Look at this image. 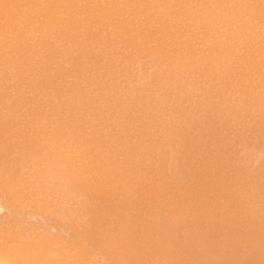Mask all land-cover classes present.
Here are the masks:
<instances>
[{
	"label": "rangeland",
	"instance_id": "rangeland-1",
	"mask_svg": "<svg viewBox=\"0 0 264 264\" xmlns=\"http://www.w3.org/2000/svg\"><path fill=\"white\" fill-rule=\"evenodd\" d=\"M66 45H68V46H66ZM258 64H260V65H258ZM231 68H233V70ZM231 70H232V73H230ZM217 71H219V72H217ZM158 72H159V74H158ZM163 72H164V74H162ZM155 74L159 75V77H156ZM151 76H153V77H151ZM229 76H230V79H229ZM235 76H236V78H235ZM227 78L229 80L228 82H227ZM232 78H234V80ZM224 79H226L225 82H224ZM163 80H164V82L162 83ZM185 81H186V83H185ZM193 81L194 82L196 81V82L193 83ZM231 81H232V85H231ZM221 83L222 84L227 83L226 85L224 84L225 85L224 89H228L230 86H232V88H229V91L233 94V97L230 96L229 103L227 104L226 108L233 107L235 104H238L240 101H244V103H246L248 101L247 103H251V101L253 100L256 103L255 105H258L259 103L264 102V0H0V141L4 142L5 141L4 138H6V136H7L9 141L15 143V144L13 143L12 145H9V144H6V143H8L6 141H5L6 143H4V144H3V142H0L1 143L0 151L5 150L8 153L7 158L9 157L10 159H12V160H8L9 165H6V166H8V167H6L7 173H8L7 174V183L10 182V180H12L9 184L10 185L9 188L10 189L14 188V186L16 184V186H17L16 189H18L20 191V192H18L16 199H12L14 203L8 209L9 210L8 212H11V213L6 218L9 220L6 221V219H0V226L2 224L4 225V226H2V231H5L4 235L6 236V239L7 238L9 239L6 242L11 243V244H18L17 247H21L20 249H23L22 253L18 254L21 257H24V258L29 257V258H31V260H33V259L41 260L42 259L43 263H46V264L48 262H49L48 264H62V263L66 264L64 261L66 258V256H65L66 252L67 251L69 252L70 248H72V250H73V244L75 242L79 241L81 238L78 235H76V233H74V231L70 232L68 225H66L67 227H65V225L62 223L65 221V219H66L65 217L68 215L67 213L69 211H72V213H75V215L79 214V212L81 211L82 217H83V215L85 217L84 213L87 212L88 206L91 203L97 201L96 196H95V198H93V196L96 195L97 193H99V196L104 197V195H105V194H103L104 187H103V190H101V188L98 189L99 186L97 187V189L94 188V185L91 186L90 189H92V192H95V194H93L90 190H87V188L85 189L86 190L85 191L83 189V186H82L83 184L85 185V183L82 182V185H79L77 183V177L75 174L79 171V169L75 170L76 172L73 171L74 169L72 171H68V172H73V174L75 175L74 177H71L72 175L71 176L68 175V176H70V178H68V179H64L65 176L67 175L66 174L67 170H64L65 172L62 173V176H64V174H66V175L64 177H62L60 175V179L58 180L57 177H54L55 175L53 173H55V171L53 170V165L48 160L49 158L41 156L39 159L40 155L37 154V153H39V151L36 150L37 148L32 149V146L25 148L24 147L25 145H21L20 142L25 140L26 138H28L30 136L29 135L30 134V131H29L30 127H31V133L37 132L39 134H42L43 132L50 133L51 131L52 132L55 131V132H59V133L63 132L64 131L63 127L65 126V124H64L65 121H63V125H64L63 127H62V122H60V121H62L61 117H63V116L58 117V118L55 117L56 118L55 122L53 120H54L55 115L59 116L58 113L60 115H63L62 113L64 111L66 112V114H65V117H63V118H65L66 122L68 121L66 123L67 124L66 127L68 129H70L71 132H72V130H75L77 133L79 131V133L81 132V134L86 135V132L84 133V131H87V130L89 131V129H87V128H89V124H87V123L93 124L94 122H96V121H94L96 116H97L96 112H98L101 109H99L98 111H95L96 107H94L95 110L94 109H92V110L95 111V115L93 116L94 113H92V114L90 113V115H92V116L90 118L88 117L89 119L86 118L87 122H85V120H83L85 117H87V116H85L87 114L83 113V115L80 116V114H78V113L80 110H82V109L84 110V107L87 106L89 103H95V104L99 103L98 104L99 107L103 106L105 109H107V108L110 109L109 110L110 112L107 110L109 113L106 111L109 116H110V113H111V115L114 114V115H118V116L121 115V117L123 116L124 117V118L122 117L124 119L123 122L125 123L126 126H128V127L130 126V128L132 130H133L132 127H139V134L140 135L142 134V132L145 129L147 130V132L149 129V132H151L150 135L152 134L150 139H149L150 135H147L146 138H142L146 134H149L147 132L145 134V131L143 132L144 134L139 136V138L141 140L146 139L145 141L147 142V144H150L153 146V148H150L149 151L145 150L144 152L140 148V151L144 154L145 157L147 154L146 159H145V157H144V159L142 157H140L141 152L139 154H137L138 156L136 157V152L139 149V148L136 149V152L134 153L133 151H135L136 147L134 148V150L132 149L133 151L131 150V152L135 154V156L133 155L135 158H132V156L128 155L131 157L130 160L133 162V163H131V161H130L131 166L134 167V164H135V166L138 167L137 165L140 164L139 166L142 167L141 169H143V165H144V167L146 168L145 171L148 173H144V171L139 169V167H138V169L136 167H134V168L130 167V170L136 168L139 171L141 170L144 173V175L147 174V176H148L149 171L152 170L151 166H153L150 164V162L152 164H155V162L153 163L151 160L156 159V164L154 167L157 168L159 161H161L160 165L163 167L166 165L168 158L169 159L175 158L173 155H170L171 152L165 151V148L169 144V142H171V143L168 146L171 145V148L180 147L181 145H183L184 142L187 143V144H184V146L186 148L184 150H181V151H183L184 153H189V154H190V152L187 150H189V149L191 150V147L193 146V144L198 143L197 146L195 147V149L193 147L194 150L193 149H192L193 151L191 150V152H193V153H194V151L195 152L197 151L196 152L197 154L195 156L192 153V155L194 156L195 159L194 158L189 159V160H192V162H195V164H193L192 162L191 163L193 165V168L196 169V170L195 169L194 170L197 172L198 177H196V179L194 181H192L193 177H191L190 178L192 181L191 183L189 182L190 181L189 178H188L189 180H187L185 178V177H187L186 173H190V172H188L190 170V168H189L190 165H187L188 167L185 169H188V170H183V172L185 173L186 176H184V180L182 181V185L180 184V182H179V184L181 186L176 185V187H178V189L180 190L182 187L186 188L189 185L188 183H190V185L188 187H191V188H187L186 190H185V188H184V190L181 189V193L185 192V195H187V199L189 198L187 200V202H185L187 204H184L185 207L188 206L189 211H186L187 208L186 209L184 208V210H185L184 213L186 214L188 212L186 216L190 217L191 220L194 219L195 222L192 220V222L190 223L191 220L188 221V220H186V218H184L186 220V225H188L187 222H189L191 225L193 222H194V225L196 222H197L196 224H198L200 222L199 228L202 227V224L204 226L207 225L208 227H211V225L214 224L215 227H217V225H218V227H217L218 229H222L223 228L222 226H224V225H221V224H223V222H225L226 225L229 227V229L227 228V226H225L227 229L226 228H223V229L227 230L226 231L227 234H229L228 230L231 231L229 234V237L233 236V234H235V236H233V237H236V234L238 233L237 237H239V238L237 240L235 239L236 242L234 240L231 243L219 244L218 245L219 248L216 247V250L218 251V253L220 251V253L218 255H221V256H218V258L219 257H221V258L219 260V263H217V264H225V262H227L225 260H228V262H229V263L227 262L226 264H238L239 260L240 261L243 260L241 263L245 262L244 264H248L247 262H249L250 259L251 260H250L249 264L251 262L253 264H255L256 262L258 264H261V263L264 264V260H263L264 259V240H263L264 239V234H263L264 233V230H263L264 223L262 224V222H264V221H261V218L264 215V213H263L264 212V204L260 203L261 202L260 196L262 197V194H264V181H263V179H264V163H263L264 162V152H260V149H262L263 146H262V144L257 143L255 139L254 140L251 139V141H249L250 139H247L248 137H246V136H251V132H249V131L247 132V129H244L245 127H247L245 124L249 120L245 115L238 114V113H237V115H236V113H229L228 118L225 117V121H229V122L231 121L232 125L230 124V128L232 126L233 127L231 128V130L228 128H227L228 130H226V128H225V132H224V127H223L221 129V131L219 132L220 134L218 133L216 135L217 137L215 136L216 138L214 137L212 139L210 137V135L205 134V132H206L205 128L206 127H204V122H198V120L200 118L199 117L200 114L197 111V109L193 108V105H194L193 102H195V100H196L195 98H201L199 96L197 97L200 90H205V91L209 90L210 92L219 91L220 89L223 88V85ZM226 87H228V88H226ZM235 87H236V89H235ZM55 88H56V90H55ZM76 88H80V90L85 89V91H86V89H88L87 91L92 92L93 95L91 98H86V96L88 94H90V92H88L87 95L84 94L83 99L77 98V97H75V96H77L76 93H78L76 91ZM186 88L189 89L191 91V93L187 94L186 97H182L181 93L179 95V92H182V91L186 92ZM234 89H235V91H234ZM73 90L76 91V93L75 92L73 93ZM77 90H79V89H77ZM98 91H100L99 93L101 95H99ZM169 91L173 95L170 94ZM153 92L155 93V95L153 94ZM83 93H86V92H84V90H83ZM72 94H74V95H72ZM210 95H213V93H210ZM63 98H64L65 102L63 101ZM75 98H76V101L74 100ZM137 98L139 99V102H138ZM167 98L170 100L168 101ZM212 98H214V97H212ZM231 98H232V100H231ZM69 99L73 100L75 103L77 102L76 106H75V103H73V101H72V103L67 104V100H69ZM132 99H134V102H131ZM136 100H137V102H136ZM151 100L153 102V107L151 105L152 104ZM155 100H156V102H154ZM158 100L159 101L161 100L160 101L161 106L159 105ZM11 101L13 103L16 102V104L18 102L19 103L18 108L20 106H24L25 110L22 109V111H26V113L25 114L22 113V111L20 109L23 107H20V109H18V110L16 108V111H18V114H19V110H20V114L21 113L22 114L19 115L20 117L14 116L15 110L13 109V107H15V106L12 105L13 103ZM102 101H103V104L101 103ZM129 102H130V104H128ZM135 102H136V104H135ZM140 102H142V106H140V104H141ZM157 102H158V104H157ZM8 103H11V104H8ZM121 103H123V104H121ZM125 103L128 106L124 105ZM137 103H139V104H137ZM146 103H149V104H146ZM131 104H134V105H131ZM156 104H157V106H156ZM162 104H164V105H162ZM27 105L28 106H34V108L32 109L33 110L32 113L29 110L31 114H29L28 113L29 111H27V108H28ZM94 105L92 104V107ZM129 105L133 106V108H130L131 106H129ZM149 105H151V106H149ZM248 105H251V104H248ZM248 105H246V106L249 108ZM10 106L12 107L11 109L8 108ZM89 106H90V104H89ZM95 106H97V105H95ZM122 106L125 107V109L128 111L123 109ZM16 107H17V105H16ZM36 108H38V109L41 108L43 110V111L41 110L43 112V114L38 109L36 110ZM165 108H166V110H165ZM179 108H181V110L185 109V108L189 109L188 110V116H186V115L180 116V113L177 112V111H180ZM254 109L255 110L257 109L258 111L260 110L259 115H257V119H258L257 123L258 124H260V123L264 124V122L262 120L263 119L262 117H264V106H263V108H260V109L259 108H254ZM44 112H45V114H44ZM106 112L104 111V114H103V112L101 113L103 116H101L99 114V118H98L97 122L103 121L102 118L105 117ZM143 112H145V113H143ZM146 112L147 113L149 112L150 114L146 115L147 114ZM158 112H160V113H158ZM152 113L154 115H152ZM40 114H42V115H40ZM141 114H143V115H141ZM160 114H163V115H160ZM171 114H173V115H171ZM193 114H194V116L196 115L195 118H193L194 117V116H192ZM214 114L215 113H213V111H211L209 114H207V117L212 116V118H213ZM231 114H233V115L231 116ZM229 115L231 118H229ZM83 116H85V117H83ZM130 116H131V118H129ZM145 116H147V119ZM158 116H159V118H158ZM161 116L162 117L164 116L165 118L163 117V119H162ZM166 116H168V117H166ZM13 117H15V118H13ZM66 117H67V119H66ZM142 117H144V120H145L144 122H146V120L148 121V119H149V121L154 120L156 118H158V119H156L154 121H150V124L152 122L151 126L148 122H146L149 125V127L146 126V128H145L144 125H147V124H145L143 122V120L141 119ZM177 117H179V118H177ZM236 117L238 120L237 122H235ZM52 118H53V120H51ZM114 118H115V116H114ZM118 118H119L118 120H122L120 117H118ZM254 118L257 121L256 117H254ZM5 119H6V121H5ZM16 119H17V121H16ZM59 119H61V120L59 121ZM109 119L111 120L113 118L109 117ZM109 119L107 121H110ZM170 119L172 122H170ZM209 119H211V118H209ZM218 119L219 118H217V119L213 118L212 120L213 121L216 120V122H217ZM186 120H188V121H186ZM233 120H234V122H233ZM104 121H106V120L104 119ZM219 121H221V120H219ZM241 121H243V122L240 123ZM17 122H19V123H17ZM58 122L61 123L60 126L62 128H59V129L57 128L58 126H56V125L59 124ZM113 122L114 121L112 120V123ZM116 122H118V121H116ZM123 122H121V123H123ZM23 123H24V125H28L29 128L27 126H24ZM121 123L118 122V126L124 125ZM172 123H174L176 126L172 125ZM233 123H234V125H233ZM243 123H244L245 127H244V125H242ZM18 124H19V126H18ZM154 124H156V127H158V128L161 127V129L157 128L158 134L156 133V130H155L156 127L153 126ZM183 124H185V125H183ZM100 125H102V124L100 123ZM106 125L107 124H105V126ZM110 125H112V124H110ZM49 126H51V127H49ZM52 126H54V129L57 128L58 130L57 129L54 130ZM96 126H98V125H96ZM96 126L94 128H96ZM103 126H104V123H103ZM118 126H117V129H118ZM142 126H144V127H142ZM25 127H27L28 129H24ZM99 127L96 129H98V130L100 128L102 129V127H100V128ZM125 127L123 126L121 128H125ZM242 127H243V129L240 130V128H242ZM10 128L12 130H10ZM32 128H33V130H32ZM164 128L166 130H168L169 132L167 133V131ZM236 128H237V130H235ZM96 129H94V131L93 130L92 131L95 133ZM108 129H110V128L103 130V132H100V133L98 132L99 134L98 133L94 134V136L92 135V137H94V138L96 137V135H99L98 138H100V136L102 137L101 139H97L96 143H94V144L96 145V144H98L99 141L100 142L103 141V143L105 142L104 144L107 146L105 148L103 145V147L106 150L109 148V152L111 151V148H112L113 149L112 152L115 153V151H117L120 146H116L117 147L116 148V147L112 146V144L115 142L108 143L109 140H108V142L106 141L107 139H109L108 137L111 136L110 133L114 130V128L113 129L111 128L112 131L108 132ZM125 129H122V131H123L122 133L118 132L117 136L114 135L115 138H117V141H120L121 139H124L123 141H126L125 139L127 138V136H129V138H130L128 131H131V130H129L127 128L128 130L126 129V131H127L126 132ZM140 129H144V130L140 131ZM233 129H234V131H233ZM262 129H264V127ZM28 131H29V133H27ZM88 131H87V133H88ZM99 131H101V130H99ZM116 131H118V130H116ZM124 131L126 132V134H124L125 133ZM90 132L91 131H89V133ZM106 132L109 133L110 135H108ZM152 132H154V136L156 135V137L159 139L158 140L155 138L158 142L155 139H153L154 136H153ZM103 133H106L107 136L104 135ZM239 133H241V134H239ZM123 134H124V136L126 135V138L125 137L122 138L121 135H123ZM169 134H170V136H169ZM193 134H194V136H193ZM27 135H28V137H27ZM89 135H91V133ZM205 135L208 138V140L204 141V143H200ZM222 135H223V137H221ZM236 135H237V137H236ZM59 136L61 137V134ZM62 136L63 137L60 138L61 143H62L63 138H65L64 134ZM186 136L187 137L190 136V138L189 137L187 138ZM80 137H81V135L79 136V138ZM82 137H84V136H82ZM82 137L80 140L78 139L80 142H82L83 139H86L87 136L85 138H82ZM92 137H90V138L93 139ZM176 137H179L180 140L176 139ZM191 137H195V138L194 139L192 138V140H191ZM209 137L211 140L209 139ZM49 138L50 137H47V138H44L41 140H46L49 142V141H51V139H49ZM119 138H121V139L119 140ZM183 138L184 139L186 138V140L183 141L184 140ZM87 139H88V137H87ZM111 139H113L112 136H111ZM151 139H153V140L149 141ZM188 139H190V141H188ZM19 140H21V141H19ZM88 140H90V139H88ZM128 140H130V139H128ZM193 140H195V142ZM54 141H55V143L58 142V140L56 142V140L53 139L52 142L54 143ZM85 141L87 142V140H84L83 142H85ZM187 141L190 143H188ZM191 141L194 142L192 144V146H191V143H192ZM220 141L222 143L225 142L226 144H228V141H229L231 143V146L233 145L234 147L230 146L229 149H227L228 151L223 150L222 143H217ZM243 141H245V142H243ZM247 141H248V143H247ZM122 142H121V144H122ZM180 142H183V143L181 144ZM68 143L66 142L65 146ZM103 143H99V144H103ZM142 143H144V141ZM92 144H93V140L91 143V147L89 148L90 145L88 146V148H89L88 151L90 149L91 150L93 149V151L90 150L89 152L87 151V153L91 154V153L96 152V155H97V151L99 150L100 146H98V148H94V147H92ZM121 144H119V145H121ZM123 144H122V146H124L127 143H125L124 145ZM204 144H205V146H204ZM68 145H70V143ZM115 145H117V144L115 143ZM186 145H190V146H186ZM212 145H213V147H212ZM82 146H84V145H82ZM85 147H86V145H85ZM207 147H208V149H207ZM219 147H220V149H219ZM101 148H102V145H101ZM104 148H102V149H104ZM197 148H198V150H197ZM216 148L219 150H217ZM234 148H236V149H234ZM122 149L124 150V148H122ZM155 149H158L159 151L158 150L156 151ZM119 150H121V149L119 148ZM235 150H236V152H235ZM241 150L243 151V153ZM46 151L49 152V149ZM185 151H187V152H185ZM203 151L206 152L207 154L206 153L204 154ZM211 151H212L214 156L215 155H217V156H215L216 157L215 158L212 155L211 158L212 159L215 158L214 164L208 165L207 161L205 159L207 157H205V156H208V159H209L210 155L212 154ZM237 151L239 153L241 152L240 153L241 155ZM10 152H11V154H10ZM131 152H130V154L132 155ZM153 152H155V153L156 152H162L163 154L162 153H156V155L154 157L153 156L150 157L151 153L153 155L155 154ZM200 152L201 153L203 152L202 155H200L201 161L205 160V162L202 161V163H201L200 160L198 159L200 157L198 155L201 154ZM228 152L230 155L228 154ZM104 153H107L108 155L110 154L108 152H104ZM114 153L113 154L111 153V154L114 155ZM117 153L119 154V151H117ZM246 153L249 154L250 158H248L249 156H248V154L246 155ZM262 153H263V155H262ZM49 154H50V152H49ZM55 154H61V153L55 152ZM111 154H110V156H111ZM118 154L115 155L114 158H116V156L119 157L120 154L119 155ZM160 154H162V155H160ZM12 155L13 156H19V158L18 157L14 158ZM35 155H37V156H35ZM245 155H246V157H245ZM85 156H86V158H88L91 156L93 157L95 155L92 154L91 156H88V157H87V155H85ZM121 156H123V155H120V158H121ZM171 156H172V158H171ZM228 156H230V157H228ZM235 156H236V158H235ZM111 157H110V159H111ZM155 157H159V158H155ZM160 157L162 158V160H164L163 157H165L166 161L165 160H164L165 162L162 161L160 159ZM222 157H224V159ZM13 158L15 159V162H14ZM42 158H43V160H42ZM106 158H104L106 161L102 160V161H104V164H105L104 168L102 167L103 172L101 170H96L97 169L96 167L98 164H96V167L94 166V168H91V165H90L89 168H91L94 171V173L92 170L90 171L93 173V175H92L93 177H94V175L96 176V174H99V172H100V174H101V172L102 173L105 172L104 173L105 176H102V177L108 178V180L106 179V182H107L106 185L109 184L108 189L113 184L120 182V181H122L123 184L121 182H120V184L123 186H124V184L128 185L129 181H131V182L134 181L132 183L133 184L132 187L134 188V186L137 187V185H139L141 178H144L143 174H142V176H141V174H139L141 171L140 172L135 171V172H138L139 175L136 173L137 176H135L134 178L132 177V175H130V177H131V179H130L129 173L131 171L129 172V169H127L126 168L127 166H126L125 168H122V169H125V170L127 169L126 171H128L129 173L128 174L125 173L126 175L120 174V175H124V176H122L124 179H121L120 177H119V179H121V180L117 179L116 177H118L119 175L114 176V174H117L118 172L116 171L117 173H113L116 170V168H115L116 164L113 163V162H115L114 159H112L113 162L111 163L110 159H106ZM120 158H118V160ZM176 158H177V155H176ZM191 158H192V156H191ZM34 159L35 160L37 159V160L35 161ZM46 159L48 160V165L49 164L50 165L49 166L46 165V166L41 167L38 164L39 163L38 161L41 162V160H42V162H45V161H47ZM94 159H96V158L93 157L91 162L96 161ZM121 159L125 160L124 157ZM158 159H160V160L158 161ZM196 159L198 162L196 161ZM232 159H234V160H232ZM29 160H30V164L28 165V167H29L28 168L27 163H29ZM86 160H89V159H86ZM123 160H121V161H123ZM128 160H129V158H128ZM193 160H195V161H193ZM235 160L238 161V163H236ZM241 160H243V161H241ZM24 161L27 163L25 164ZM121 161H119V163H121ZM137 161H138V163L139 162L140 163L137 164ZM153 161H155V160H153ZM33 162L36 164H34ZM117 162L118 161H116V163ZM142 162H144V163H142ZM174 162L175 161L171 162V160H170L169 164L172 166V164ZM251 162H252V165H251ZM86 163L88 164V162H86ZM196 163H198V164H196ZM204 163H206V164H204ZM215 163H216V165H215ZM243 163H244V165H242ZM14 164L16 165V167ZM31 164L32 165L34 164L33 165L34 168ZM84 164L85 163H83V165ZM101 164H103V163H101ZM124 164L127 165V162L123 161L122 165H124ZM163 164H165V165H163ZM202 164H204V165L202 166ZM92 165H93V163H92ZM99 165H98V169L100 168ZM170 165H169V167H170ZM195 165H197V167H195ZM198 165H200V166H198ZM214 165H215V167H214ZM18 166L20 168H18ZM35 166H37V167H35ZM50 166H51V168H50ZM110 166H111V168H110ZM129 166L130 165H128V167ZM225 166H227V167H225ZM12 167L14 168V170H12L13 169ZM46 167H49V168H46ZM68 167H70V166H68ZM73 167L75 168L76 166L72 165V167H70V169ZM117 167L121 173V167L119 168V165ZM162 167H158L157 169L161 168L163 170L164 167L163 168ZM27 168H28V171L30 173L26 170ZM36 168L37 169L39 168V169L37 170ZM89 168H87V169H89ZM149 168L151 170H149ZM156 168H155V170H156ZM214 168L216 169V171H214L215 170ZM232 168H234V169L232 170ZM237 168H239L240 170ZM24 169H25V171H24ZM83 169H85V168H83ZM165 169L168 171V169L166 167H165ZM235 169H236V171L237 170L238 171L236 172ZM44 170L45 171L47 170V172L44 173L45 172ZM86 170H84V171L86 172ZM108 170H109V172H108ZM166 170L165 171L163 170V171L166 173L167 172ZM19 171H20V173H19ZM153 171H154V168L151 171L153 175L151 174L150 176H154L153 178L159 177V179H162L160 174H158L159 176L158 175L156 176V174ZM158 171L162 172L161 170H156V172H158ZM206 171H207V173H206ZM240 171H242V172H240ZM39 172H41V173H39ZM87 172L90 174L89 170ZM124 172L125 171H123V173ZM160 172H158V173H160ZM164 172H163V174L162 173L161 174L164 175ZM171 172L173 173V170ZM199 172H202V173L200 174ZM11 173H12V175H11ZM28 173H29V175H28ZM168 173L165 174L166 175L165 179L167 178V176L170 175ZM232 173H233V175H232ZM24 174H26V175L24 176ZM34 174H35V176H34ZM39 174H40V176H39ZM131 174H133V173H131ZM242 174H243V176H242ZM37 175H38V177H37ZM47 175H49V176H47ZM52 175H53L54 180L52 178ZM82 175L84 177V174H82ZM101 175H103V174H101ZM106 175H108V176H106ZM256 175H258V177ZM27 176H30V177L28 178ZM31 177H32L31 180H26V179H30ZM35 177H36V179L38 178L39 181H38V179L36 181ZM48 177L52 181H50V179ZM99 177L101 178V176H99ZM136 177H138V179ZM162 177L164 178V176H162ZM259 177H260V179H257ZM19 178H20V180H19ZM33 178H34V180H33ZM45 178H47V179H45ZM113 178H116V179H113ZM145 178H147V177H145ZM151 178L152 177H150V179ZM197 178L198 179L200 178L202 180L200 181V179H199V181H198ZM210 178H212L213 180L211 181ZM227 178H229V179H227ZM22 179H23V181H21ZM94 179H95V177H94ZM150 179H148V180H150ZM152 179H151V182L154 183L155 179H153V180ZM156 179H157L156 182L158 181V185L156 184V186H155L153 184L155 186L154 187V197L155 198H154V202L150 203V206L154 205V207H155V202H156L155 200H159V198L162 196V193H164L163 191L166 187V183H168L167 181L165 182V180H163L162 182L165 183V185L164 184L162 185V183L159 182V179L158 178H156ZM218 179H220V180H218ZM224 179H225V181H224ZM235 179L238 180L236 183L242 184V182H243V184L241 185L242 189H238L237 187H235V189H233V187L236 185V183H234ZM104 180H101V181L104 183L105 182ZM113 180H116L117 182L113 181ZM244 180H245V182H244ZM256 180H257V182H256ZM40 181H42V182H40ZM56 181L57 182L59 181V182L57 183ZM145 181L146 180L142 179L141 184H145V185L144 186L139 185L138 188L140 186L148 188L147 184L150 181L146 182L147 184L145 183ZM19 182H20V184H19ZM27 182H28V184H26ZM32 182H34V183H32ZM60 182H61V184H60ZM72 182H74L73 185H72ZM102 182H101V184H102ZM151 182H150L149 186H152ZM183 182L185 185L183 184ZM195 182H196V184H195ZM249 182H250V184H249ZM159 183H161V184H159ZM186 183H187V186H186ZM44 184L50 186V188L48 186L46 187ZM51 184L53 185V187H51L52 186ZM56 184H57V186H56ZM117 184H119V183H117ZM198 184H199V186H198ZM230 184H233V185H231L232 187L229 186ZM244 184H246V185L248 184V185L246 186ZM11 185H13V186L11 187ZM86 185H88V184L86 183ZM97 185H99V184H97ZM126 185H125V187H126ZM161 185H162V187H164V186L165 187L164 188L159 187ZM212 185H213V187H212ZM216 185H218V186H216ZM22 186H23V188H22ZM71 186H73V187L71 188ZM113 186H112V188H113ZM120 186L118 185L116 189H120L122 187V186L121 187ZM194 186L196 187V189ZM44 187H45V189H44ZM118 187H120V188H118ZM158 187H159V189H158ZM192 187H194V189H192ZM208 187H209V189H208ZM224 187H226V188L224 189ZM245 187H246V190L244 189ZM214 188H216V189H214ZM228 188H231L234 190V191L233 190L230 191V192H232L231 195L233 196V199L229 198L230 192H227L228 193L227 194L224 191V190H227ZM51 189H53L54 191H52ZM160 189L161 190L163 189L162 193H161ZM188 189H191V190L187 191ZM201 189H204V191ZM221 189H224V190L221 191ZM127 190H130V188L129 189L127 188ZM127 190L126 189L117 190L118 193L115 191L116 192V193L114 192L115 194H113V192H111V190L109 193L107 192L105 196H107L106 199H107L109 205L107 207H105L103 209V211L105 212L106 210L111 208L112 205L114 206L116 203H118V201L123 200L122 199L123 197L121 199H120V197L123 196L124 194H126L128 192ZM134 190L135 189H133V191L131 190L130 194L135 192ZM144 190H142V192ZM157 190H159V191H157ZM196 190H198V191H196ZM254 190H257V192ZM137 191L141 192V190H137ZM145 191H147V190H145ZM191 191H192V193H191ZM70 192H71V194H69ZM211 192H213V193L217 192V193H215L216 194L215 197H214L213 193L211 195ZM234 192H236V193H234ZM81 193H82V195L80 196ZM104 193H105V190H104ZM173 193L174 192L172 190L171 194H173ZM200 193L202 194V196ZM252 193H253V195H250ZM117 194H119V195L117 196ZM128 194H129V192L127 193V195ZM165 194L162 197H164V196L166 197L167 194L166 195ZM189 194H190V196L188 197ZM241 194H242V196H241ZM247 194L249 195L248 197H247ZM43 195H44V198H43ZM55 195L60 196V197L58 198ZM127 195H125V196H127ZM133 195H134V193H133ZM238 195H239V197H238ZM97 196H98V194H97ZM128 197H131V196H128ZM195 197H196V199H195ZM127 198H125V199L127 200L128 205H125L126 207H124V208L123 207L119 208V210L122 208L121 210H123V212H127V210L130 209V206H131L130 201H132V200H129L130 198H128V199ZM133 198H134V196H133ZM160 199L162 200V198H160ZM166 199H167V197L165 199L163 198L162 201H165ZM197 199H198V204H199V201H200V204L202 203L201 205L199 204L200 206L198 204H197L198 206L196 205ZM45 200H47V201H45ZM70 200L72 202V207H69V205L71 203ZM82 200H83V202H85V204L80 206V207L84 206L83 210H81L82 208L79 209V205H81L79 203ZM185 200H186V198H185ZM193 200L194 201L196 200V201L194 202ZM210 200L212 201V203H210L211 202ZM51 201L53 202V204H51L52 203ZM204 201L206 203L205 205H204ZM244 201L246 203H248L247 206H246V203ZM249 201L251 204H249ZM114 202H116V203H114ZM233 202H234V205H233ZM237 202H238V204H237ZM242 202H244V203H242ZM254 202H257V204L259 203L258 206ZM19 203H21V205ZM24 203H25V205H24ZM50 204L53 205L54 210H57L58 212L60 211L61 213L54 212L53 208H50L51 207ZM157 204L158 203H156V208L158 210L159 209L162 210L163 208L157 207L158 206ZM55 205H57V206H55ZM166 205H168V204H166ZM14 206H17V207L15 208ZM159 206H160V204H159ZM169 206L170 205H168L167 207H169ZM189 206L191 209H189ZM249 206H250V209H249ZM13 207L15 209H17L16 210L17 212L18 211L24 212V214H22V215L23 216L25 215V216L23 217L21 215L22 217H20V218L17 217V212H16V214L14 213L15 209ZM154 207L152 206L151 208L154 209ZM10 208H13V209L11 210ZM246 208H247V210H246ZM33 209H35V210H33ZM68 209H70V210H68ZM111 209H113V208H111ZM114 209H115V207H114ZM165 209H166V207H165ZM165 209H163L162 211L159 210L160 213L161 212L163 213V211ZM192 209H193V211H192ZM51 210L54 213H52ZM167 210L171 211V207H169ZM167 210H166V213H163L162 215L166 214L167 217L169 218L170 212H169V214H167V212H168ZM252 210H254V211H252ZM259 210L261 213H259ZM130 211L132 212V209ZM133 211H135V210H133ZM136 211H137V209H136ZM219 211H220V213H219ZM245 211L246 212L248 211L249 213H246ZM26 212H31L30 214H32V215L37 213L38 214L37 218H36L37 220H32V219L26 220V217H28V215L25 214ZM138 212H139V210H138ZM155 212L156 211H154V213ZM201 212H203V213H201ZM254 212L258 213L259 216L257 215V217H256V215H254L255 214ZM218 213L220 214L221 217L219 216ZM241 213L243 215H245V213H246V215L248 214L249 219H247L248 217H246V216H244L245 218H243V215H240ZM250 213H254V214H250ZM208 214H209V216H208ZM127 215H128V213H127ZM214 215H215V220L213 217H210V216H214ZM234 215H237V216H234ZM80 216H81V214H80ZM195 216H196V218L198 217L197 219H199V222L197 221V219H195ZM205 216L209 217L210 220L208 218L205 219L206 218ZM240 216H242L243 219L238 220V222L236 220L232 219L235 217L240 219L241 218ZM250 216H251V218H250ZM15 217H17V218H15ZM76 218H78V216ZM157 218L158 217L154 218V221H156ZM212 218L214 221L213 220L211 221ZM229 218H231V220H228ZM254 218H255V221H254ZM257 218H258V220H256ZM22 219H24V220H22ZM83 219H82V221H83ZM250 219H253V220L249 221ZM259 219L261 222L259 221ZM59 220L61 221V223ZM163 220H164V217H163ZM232 220L237 222V223H234V226L239 225L238 226L239 228L236 227L237 228L236 229V228H234L233 225H232L233 227L231 226V223L233 224V222H231ZM262 220H264V219H262ZM4 221H5V224H4ZM24 221H27V222L24 223ZM46 221L55 226V230H53V232H51V234H49L50 236H45L43 234V233H46L45 226H44L45 225L44 222H46ZM52 221H53V223H52ZM210 221L212 224L210 223ZM226 221L228 222L229 225L227 224ZM239 221H241V222L243 221L245 224L247 222L252 223V225L251 224L248 225V223H247V225L249 226L248 227V226L244 225V223L242 222L244 225L243 228L245 227V230H246V231L244 230L245 233H244V231H242L244 236L241 232H239V231H241V227H242V224H241V222L239 223ZM256 221H258V222H256ZM175 222H177V221L175 220ZM205 222H207V223H205ZM254 222H255V224H254ZM259 222H260V225H259L260 228L258 226ZM152 223H153V221H152ZM215 223L217 225H215ZM219 223H221L220 226H219ZM154 224H155V222L153 223V225ZM157 224H160V221ZM32 225H34V226L32 227ZM153 225H152V227H153ZM194 225H192V226H194ZM155 226H154V228L158 227V226H156V227ZM192 226L189 225L191 230H190V232L187 231V233L188 232H189V234L191 232H192L191 234L195 233V237H196L197 236L196 228L198 227V225H195V227H193V229L196 230L195 232L191 228ZM214 226H213V229H214L213 231L216 232L218 229L216 228L217 229L216 230ZM247 227L250 229H248ZM199 228H198V230H199ZM185 229H186V227H185ZM210 229L211 228H209V230ZM42 230H43V232H42ZM186 230H189V228L187 227ZM222 230H221V232L218 230L220 232V233L218 232L219 233L218 235L221 236V234H222V236H223L222 238L225 239L226 238L225 236H227V234H226V232H224V230L223 231ZM233 230H235V231H233ZM34 231L36 232V234ZM172 232H174V231H172ZM183 232H185V230ZM183 232H181V233H183ZM234 232H236V233H234ZM175 233H176V231H175ZM178 233H180V232H178ZM224 233H225V236H224ZM25 234H26V236H25ZM41 234H42V236H41ZM68 234H69V236H68ZM74 234H75V236H74ZM172 234H174V233H172ZM180 234H179V236H180ZM215 234L217 235V233H215ZM256 234H257V236H256ZM259 234L261 237L259 236ZM55 236H56V238H55ZM154 236H155V233H154ZM176 236H177V233H176ZM49 237H51V238H49ZM75 237H76V239H75ZM182 237L180 236L178 238V240L175 238V240H177L179 242H180V240H182V243L186 244L185 243L186 241H183V240H185L186 237L189 238L188 234H187V236H185V234H184V236H182ZM248 237L250 238V240ZM24 238L26 240H24ZM52 238H53V240H52ZM188 238H187V240H189ZM12 239H13V241H12ZM51 241H53V242H51ZM172 241H173V239H172ZM71 242H73V243L71 244ZM179 242L177 243L176 241L175 242L169 241L168 246L172 245V243H174L173 246L176 243L179 246V245H181V242L180 243ZM253 242L255 243V245L257 242H258V244L255 246L253 244ZM169 243H171V244H169ZM242 243L246 247H244L242 245ZM259 243H260V245H259ZM25 244H26V246H25ZM36 244L38 246H35ZM47 244H49V245H47ZM252 244L256 248H253ZM155 245H157V242L155 243ZM140 246L141 245H139V247ZM149 246L152 247V245H149ZM168 246L166 245L165 247H168ZM195 246H198L200 248V246L198 244H196L193 246H188L187 249H189V250L193 249V248L195 249ZM211 246L212 245L207 247L208 248L207 250H209V253H212V251H213L212 249L214 248ZM222 246H224V248L226 247L228 250L226 251V248H225V250H223L224 248L222 249ZM258 246L261 249L260 248L258 249L257 248ZM153 247H154V244H153ZM158 247H159V245H158ZM165 247H164V249H165ZM182 247H184V246L182 245ZM228 247L231 248V250ZM232 247H234V250H232ZM251 247L253 248L252 251H250ZM40 248H41V250H40ZM174 248H178V247H174ZM220 248L223 250V252H226L228 255L226 253H222V250H219ZM262 248H263V250H262ZM143 249L144 248H142V250ZM181 249H179V250H181ZM187 249H186V251H187ZM255 249H256V251H255ZM55 250H56V252H55ZM59 250L61 251V253H59L60 252ZM183 250H184V252H186L184 248L181 251H183ZM229 250H230V252H229ZM236 250H238V251L235 252ZM244 250H246V251H244ZM44 251H46V253H44ZM166 251L168 252V250H166ZM172 251H173V248H172ZM172 251H170V252H172ZM174 251H177V250L174 249ZM181 251H179L178 253H180ZM231 251L233 252V254L231 253ZM138 252H140V251H138ZM159 252L161 253L162 251L159 250ZM184 252H183L182 257L185 258V262H186L189 259V257L186 260V257L184 256V254H186V253H184ZM234 252L239 253V254H235ZM156 253H158V251ZM165 253L166 252H164V254ZM169 253L165 254L166 256L170 255V258L168 257L169 258L168 264L170 263V259H171V254H169ZM260 253L263 255H261ZM108 254H107V256L109 258H107V259H109V260H107L106 257L104 256L105 257L104 259H106V260H104L102 258L97 259L95 263H97V264L98 263L99 264H101V263L102 264H105V263L108 264V262L111 261L109 263V264H111L114 261V263L117 264V262H118L117 259L121 258L120 257L121 254H118V251H117V254L120 255L119 256L120 258L116 257L117 262L115 261V258H114V260L113 259L110 260V257H112L111 255L115 254V253H111L109 255ZM117 254H115V255H117ZM141 254H139V255L142 258ZM153 254H155V253H153ZM234 254L236 256L239 255L238 259L235 260L236 257L233 256ZM240 254H242V255L244 254V258H245L246 254H247V256L244 259V258H242V255L240 256ZM152 255H150V256H152ZM180 255H182V254H180ZM180 255H178V256L180 257ZM188 255L189 254H187L186 256H188ZM136 256H137V253H136ZM232 256L234 257V259L232 258ZM262 257H263V259H262ZM43 258H45V260ZM91 258L92 257H90V259ZM134 258H137V257H134ZM143 258H144V260H142L140 262H142V264H146V263H143V261H145L146 257H143ZM168 258L165 257L163 260L168 259ZM174 258H175V256H174ZM174 258H173V260L176 259V258L175 259ZM192 258H194V257H192ZM192 258H190V259H192ZM222 258H223V260H222ZM0 259H1L0 260L1 264H5V263L7 264L8 261H9L8 264H10V260H8L7 262L4 261L5 262L4 263L3 262L4 258H0ZM130 259H133V258H130ZM130 259L127 258V260H129V262L132 261ZM151 259H150V261H151ZM154 259L156 261L158 260V258H156L155 255H154ZM159 259H160V257H159ZM182 259L183 258H181L180 261H183ZM229 259H230V261H229ZM246 259H248V261ZM5 260H7V259H5ZM55 260H56V263H55ZM123 260L121 262L124 264L126 262V260L124 262H123ZM135 260H134V262H135ZM155 260L153 262H155ZM193 260L194 259H192L191 264L193 262H195ZM94 261H95V259H94ZM136 261H138V260H136ZM180 261H179V263H180ZM232 261H234V262L232 263ZM259 261H262V262H259ZM103 262H105V263H103ZM176 262L177 261H175L174 263H176ZM222 262H224V263H222ZM36 263H41V262L38 261ZM136 263H138V262H136ZM157 263H155V264H157ZM163 263L166 264L167 262L163 261ZM188 263H189V261H188ZM202 263H203V261H202ZM152 264H154V263H152ZM208 264H210V263H208Z\"/></svg>",
	"mask_w": 264,
	"mask_h": 264
},
{
	"label": "bare ground",
	"instance_id": "bare-ground-1",
	"mask_svg": "<svg viewBox=\"0 0 264 264\" xmlns=\"http://www.w3.org/2000/svg\"><path fill=\"white\" fill-rule=\"evenodd\" d=\"M51 37V36H50ZM66 46H68V45H66ZM230 55V54H229ZM117 60V59H116ZM64 63V62H63ZM240 63V62H239ZM238 63V64H239ZM245 64V63H244ZM246 65V64H245ZM258 65H260V64H258ZM243 66V65H242ZM72 67V66H71ZM232 67V66H231ZM232 70H233V68H231ZM241 69V68H240ZM123 70V69H122ZM220 70V69H219ZM229 70V69H228ZM232 70H231V72L230 73H232ZM216 71V70H215ZM161 72V71H160ZM166 72V71H165ZM217 72H219V71H217ZM221 72V71H220ZM158 74H159V72H158ZM162 74H164V72L162 73ZM216 74V73H215ZM156 75V74H155ZM154 75V76H155ZM166 75V74H165ZM231 75V74H230ZM140 76V75H139ZM151 77H153V76H151ZM156 77H159V75H156ZM155 77V78H156ZM222 77V76H221ZM228 77V76H227ZM235 78H236V76H235ZM149 79V78H148ZM157 79V78H156ZM172 79V78H171ZM229 79H230V76H229ZM233 80H234V78H232ZM231 79V80H232ZM74 80V79H73ZM79 80V79H78ZM173 80V79H172ZM171 80V81H172ZM225 80L226 79H224V82H225ZM237 80V79H236ZM229 80H228V78H227V82H228ZM164 82V80L162 81V83ZM196 82V81H195ZM194 81H193V83H195ZM161 83V84H162ZM183 83V82H182ZM185 83H186V81H185ZM136 84V83H135ZM189 84V83H188ZM222 84V83H221ZM220 84V85H221ZM225 85L227 84V83H224ZM224 84H222L223 85V88L222 89H220L219 91H215V92H210L209 90L208 91H205V90H200L199 91V94L197 95V97L199 96V97H201V98H195L196 100H195V102H193L194 103V105H193V108H195V109H197V111L199 112V114H200V118H199V120H198V122H204V127H206L205 128V134L206 135H210V137L213 139L220 131H221V129L224 127V132H225V128H226V130H228V129H230L231 130V128L233 127H231L230 128V124L232 125V122L230 123L229 121H225V117L226 118H228V114L229 113H236V115H237V113L238 114H243V115H245L248 119V122H246V126L247 127H245V125H244V123L242 124V125H244V129H247V132L249 131V132H251V136H246V137H248L247 139H250L249 141H251V139H255L256 140V142L257 143H260V144H262V149H260V152H264V129H262L263 127H264V124H258L257 122H258V119H257V115H259V111L257 110H255L254 108H263V106H264V102H261V103H259L258 105H255L256 103L252 100L251 101V103H244V101H240L238 104H235L233 107H230V108H226V106H227V104L229 103V99H230V96L231 97H233V94L229 91V88H232V86H230L229 88L228 87H226V88H228V89H224L225 88V85ZM191 85V84H190ZM219 85V84H218ZM229 85V84H228ZM231 85H232V81H231ZM235 86V85H234ZM234 88V87H233ZM77 89H79V90H77ZM202 89V88H201ZM235 89H236V87H235ZM235 89H234V91H235ZM55 90H56V88H55ZM75 90V89H74ZM73 90V93L75 92L76 93V91L79 93H76L77 94V96H75V97H77V98H82L83 99V96H84V94H86L87 95V93L88 92H90V91H87L88 89H86V91H85V89H82V90H80V88H76V91H74ZM83 90H84V92H86V93H83ZM108 90V89H107ZM161 90V89H160ZM159 90V91H160ZM232 90V89H231ZM80 91V92H79ZM100 91H98V93H99ZM110 92V91H109ZM170 92V91H169ZM66 93V92H65ZM97 93V94H98ZM108 93V92H107ZM140 93V92H139ZM175 93V92H174ZM180 93H181V96L182 97H186L187 96V94H190L191 93V91L189 90V89H187L186 88V92H179V95H180ZM210 93H213V95H210ZM237 93V92H236ZM153 94L155 95V93L153 92ZM170 94H172L171 92H170ZM72 95H74V94H72ZM82 95V96H81ZM85 95V96H86ZM92 92H90V94H88L87 96H86V98H91L92 97ZM99 95H101L100 93H99ZM105 95V94H104ZM113 95V94H112ZM152 95V94H151ZM173 95V94H172ZM61 96V95H60ZM59 96V97H60ZM80 96V97H79ZM90 96V97H89ZM140 96V95H139ZM194 96V95H193ZM138 97V96H137ZM178 97V96H177ZM176 97V98H177ZM180 97V96H179ZM212 97H214V98H212ZM69 98V97H68ZM110 98V97H109ZM143 98V97H142ZM181 98V97H180ZM59 99V98H58ZM158 99V98H157ZM178 99V98H177ZM189 99V98H188ZM18 100V99H17ZM75 101H76V98L74 99ZM137 100H138V102H139V99L137 98ZM137 100H136V102H137ZM143 100V99H142ZM163 100V99H162ZM167 100L169 101L170 99H168L167 98ZM180 100V99H179ZM185 100V99H184ZM231 100H232V98H231ZM16 101V100H15ZM63 101H64V98H63ZM69 101V102H68ZM71 101V102H70ZM72 101L73 100H67V104L68 103H72ZM161 101V100H160ZM160 101L158 100V102H159V105L161 106V104H160ZM172 101V100H171ZM177 101V100H176ZM175 101V102H176ZM187 101V100H186ZM12 102V101H11ZM65 102V101H64ZM90 102V101H89ZM131 102H134V99H132L131 100ZM136 102H135V104H136ZM143 102V101H142ZM142 102H140L141 104H140V106H142ZM151 102H152V100H151ZM150 102V103H151ZM154 102H156V100L154 101ZM158 102H157V104H158ZM174 102V103H175ZM188 102V101H187ZM234 102V101H233ZM13 103V102H12ZM73 103H75L74 101H73ZM77 103V102H76ZM76 103H75V106H76ZM102 104H103V101L101 102ZM145 103V102H144ZM173 103V102H172ZM8 104H11V103H8ZM18 102H17V104H16V102H14L12 105L13 106H15V107H13V109L15 110V115L14 116H18V117H20L19 115H21L22 113H26V111H22V109L23 110H25L24 109V106H20V107H23V108H21L20 109V107L18 108ZM21 104V103H20ZM57 104V103H56ZM89 104H90V106H89ZM87 106H85L84 107V110L82 111V110H80L79 111V113L78 114H80V116H82L83 115V113L84 114H87V115H85V116H87V117H85V116H83V117H85L83 120H85V122H87V119L86 118H90L92 115H90V113L92 114V113H94L93 114V116L95 115V111H98L99 109H101V110H99L98 112H96V115L98 116H96V118H95V120L94 121H96V122H94L96 125H98V126H96L94 123L92 124V123H87V124H89V128H87V129H89V131H91L90 133H91V135H89L90 133H89V131H88V133H87V131H84V133L86 132V135L85 134H81V132L79 133V131H78V133L75 131V130H72V132L70 131V129H68L66 126H67V122H66V120H65V118H63V117H65V114H66V112L64 113H62L63 115H60L58 112V115L59 116H57V115H55L54 116V120H53V118L51 119V120H53L54 122H55V120H56V118H58V117H61V116H63V117H61V119H62V121H60L61 119H59V121L60 122H62V127L64 126L63 125V121H65V126L63 127V129H64V131L63 132H50V133H48V132H43L42 134H39V133H37V132H34V133H31V127H30V136L28 137V135H27V137L28 138H26L25 140H23V141H21V140H19V141H21L20 142V144L21 145H25L24 147L25 148H27V147H29V146H32V149H35V148H37L36 150L37 151H39V153H37V154H39L40 156H39V159H40V157L41 156H43V157H48L49 159V161L51 162V164L53 165V170L55 171V173H53L55 176L54 177H57V179L59 180L60 179V175L62 176V173L63 172H65L64 170H67V172H66V174H64V176H65V178L64 179H68V178H70V176L71 177H74L75 175H76V177H77V183L79 184V185H82V182L83 183H85V185L83 184L82 186H83V189L85 190L86 188H87V190H90L91 192H92V189H90V187L91 186H93L94 185V188H96L97 189V187H98V189L99 188H101V190H103V187H104V190H105V193H104V190H103V194H105L106 195V193L108 192H110V190H111V192H113V194H115L116 192L118 193V191L117 190H122V189H126L127 190V188L129 189L130 188V190H127L128 192H129V194L127 195V193L126 194H124L123 196H121L120 197V199L122 198L123 200H120V201H118V203H116V202H114V203H116L114 206L112 205V207L111 208H113L114 209V207H115V209L113 210V209H111V208H109L108 210H106L105 212L103 211V209L105 208V207H107L108 205H109V203H108V201H107V199H106V197L107 196H105L104 195V197H102V196H99V193H97L98 194V196H97V194L96 195H94L93 196V198H95V196H96V198H97V201H95V202H93V203H91L89 206H88V209H87V212L86 213H84L85 214V217H84V215H83V217H82V212L80 213L79 212V214H77V215H75V213H72V211H69L67 214V216L65 217L66 219H65V221L62 223V224H64L65 225V227H67L66 225H68V227H69V229H70V232H72V231H74V233H76V235H78L81 239L79 240V241H77V242H75L74 244H73V250H72V248H70L69 249V252L67 251L66 252V258H65V263L67 264H97V263H95L96 262V260L97 259H104L105 257H106V259L107 258H109L108 256H107V254L109 253V254H111V253H115V254H117V251H118V254H121V256L120 255H115V254H112L111 256L112 257H110V260H114V258H115V261H116V257L117 258H120V259H117V264H123L121 261L123 260V262L126 260V262L124 263V264H135L136 262H138V263H136V264H142V262H140V261H142V260H144V258L143 257H146L145 258V261H143V263H146V264H152V263H161V264H164L163 263V261L164 262H167L166 264H168V262H169V258H170V255H165L166 253L168 254L170 251H172V248H173V251L172 252H170L169 254H171V259H170V263L169 264H178L179 263V261L181 260V258H183L182 260L183 261H180V263L179 264H187L188 263V261H189V263L188 264H191V262H192V259H194L193 261H195V262H193L194 264H205L206 262V264H208V263H210V264H217V263H219V260H220V258L221 257H219L218 258V256H221V255H218L219 253H220V251H219V253H218V251L216 250V247H218V245L219 244H224V243H231V242H233L235 239L237 240L239 237H237L238 236V233L236 234V237H233V236H235V234H233V236H230L229 237V234H230V230H228L229 231V234H227V230H224L223 228H226L225 226H227L226 225V223L225 222H223V224H221V223H219V226H220V224L221 225H224V226H222L221 228L224 230V232H226V234H227V236H225V233H224V236L226 237L225 239L224 238H222L223 236H222V234H221V236H219L218 234L221 232V230L222 229H218L217 227H218V225L215 223V225H217V227H215L214 226V224H212L211 223V221L213 220V218H214V220H215V215L214 216H210V217H213L212 219H211V221H210V223L215 227V229L217 230L216 232H214L213 230V226L211 225V227H208L207 225V227L206 226H204L202 223V229L201 228H199V219H197L196 218V216H195V219H197V221L199 222L198 224H196L195 223V225H198V227L196 228V230H197V236L195 237V233L194 234H189V232H190V227H189V225L190 226H192V225H194V222H195V220L194 219H192L194 222L192 223V225L190 224L191 222H192V220L190 219V217H187L186 215H187V213L185 214L184 213V208L186 209L187 208V210L186 211H189L188 210V206L187 207H185L184 206V204H187V203H185V202H187V200L189 199H187V195H185V192H183V193H181V189H183L184 190V188L182 187L180 190L178 189V187H176V185L177 186H181L182 185V181L184 180V176H186L185 175V173L183 172V170H188V169H185V168H187L188 166L187 165H190L189 166V168H190V170L188 171V172H190V173H186L187 174V177H185L187 180H189L191 177H193V179H192V181H194L195 179H196V177H198V174H197V172L195 171L196 169L195 168H193V165H192V163L193 164H195V162H192V160H189V159H193L194 158V156L197 154L195 151H194V153L193 152H191V150L193 149V147H194V149H195V147L197 146V144L195 143V144H193L194 142H195V140H193V141H191L192 143H191V146H192V144H193V146L191 147V150L189 149V150H187V151H189L190 152V154L189 153H184L183 151H181V150H184L186 147L184 146V144H187V143H183V142H180L181 144L183 143V145H181L180 147H173V148H171V145L170 146H168L171 142H169V144L166 146V148H165V151H168V152H171L170 153V155H173L175 158H172V156H171V158L172 159H169L168 158V163L166 162V165L165 164H163V165H165V166H161L160 164H161V161H159L160 159L162 160V158L160 157V159H158V161H159V163H158V166H157V168L158 167H162L163 168V170L165 171L166 169H165V167L168 169V171L166 172V173H168V174H170L169 176H167V178L165 179V172L161 169V168H159V169H157L156 167H154L155 166V164H156V159H153V160H155V161H153V160H151L153 163L155 162V164H152L151 162H150V164L151 165H153V166H149L152 170H153V168H154V173L156 174V176L158 175V174H160V176H161V178L162 179H159V177H155V178H153L154 176H150L151 174H152V170L149 168V170H151V171H149V174H148V176H147V174H145L144 175V173H148V172H146L145 170H146V168L144 167V165H143V169H141L142 167H140L139 165V163H138V161H137V164H139V165H137L138 167H139V169H141L142 171H144V173L141 171H139V170H137L138 169V167H136L135 166V164H134V167H136L135 169H131L130 170V167L131 168H134L133 166H131V163H133L130 159H131V157L130 156H132V158H135L134 156H135V152H136V149H138V153L136 152V157L138 156L137 154H139L141 151H140V148L142 149V151L144 152L145 150H148L149 151V149L150 148H153V146L152 145H150V144H147V142L145 141L146 139H144V140H141L140 138H139V136H141L142 134H144L143 132L145 131V134H146V132H147V130L145 129H140V131L142 130H144L143 132H142V134L140 135L139 134V127H132L133 128V130L130 128V126L128 127V126H126L125 125V123L123 122L124 121V117L122 118L121 117V115L120 116H118V115H114V114H112L111 115V113H110V116L107 114V112L110 110V109H105L103 106H98V104L99 103H89ZM92 104L94 105H97V106H93L92 107ZM121 104H123V103H121ZM128 104H130V102L128 103ZM137 104H139V103H137ZM146 104H149V103H146ZM145 104V105H146ZM155 104V103H154ZM157 104H156V106H157ZM170 104V103H169ZM184 104V103H183ZM248 104H251V105H248ZM253 104V105H252ZM16 105H17V107H16ZM29 105V104H28ZM27 105V111H31V113H32V109L34 108V106H28ZM74 105V104H73ZM120 105V104H119ZM124 105H127L126 103L124 104ZM131 105H134V104H131ZM131 105H129V106H131ZM152 107H153V102H152ZM151 105H149V106H151ZM162 105H164V104H162ZM172 105V104H171ZM188 105V104H187ZM246 105H248L249 106V108L246 106ZM128 106V105H127ZM126 106V107H127ZM137 106V105H136ZM139 106V105H138ZM139 106V107H140ZM257 106V107H256ZM30 107V108H29ZM78 107V106H77ZM94 107H96L95 109H94ZM103 107V108H102ZM123 107V106H122ZM8 108H12L11 106L10 107H8ZM16 108H17V110L18 109H20L21 111H22V113L20 114V110H19V114H18V111H16ZM42 108V107H41ZM38 109V108H36V110L38 109L39 111H41L42 109ZM79 108V107H78ZM90 108V109H89ZM98 108V109H97ZM129 108V107H128ZM130 108H133V106H131ZM174 108V107H173ZM9 109V110H10ZM92 109H94V110H92ZM123 109H125V107H123ZM145 109V108H144ZM44 110V109H43ZM42 110V111H43ZM67 110V109H66ZM87 110V111H86ZM89 110V111H88ZM92 110V111H91ZM106 112L107 110V112L105 113L106 115H105V117H101L102 118V122L104 123V126H103V123L100 121V122H97V120H98V118H99V114L101 115V116H103L101 113L103 112V114H104V111ZM126 110V109H125ZM140 110V109H139ZM165 110H166V108H165ZM174 110V109H173ZM177 110V109H176ZM179 110L180 111H177L178 113H180V116L181 115H186V116H188V110L189 109H182L181 110V108H179ZM30 111L28 112L29 114H31L30 113ZM41 111V112H42ZM47 111V110H46ZM85 111V112H84ZM123 111V110H122ZM126 111H128V110H126ZM211 111H213V113H215L214 114V119H217V118H219L218 119V121L216 122V120H212L213 118H212V116H208L207 117V114H209ZM110 112V111H109ZM108 112V113H109ZM116 112V111H115ZM61 113V112H60ZM114 113V112H113ZM143 113H145V112H143ZM147 113V112H146ZM158 113H160V112H158ZM157 113V114H158ZM163 113V112H162ZM177 113V114H178ZM256 113V114H255ZM35 114V113H34ZM42 114H43V112H42ZM42 114H40V115H42ZM44 114H45V112H44ZM150 113L148 112L146 115H149ZM165 114V113H164ZM262 114V113H261ZM141 115H143V114H141ZM152 115H154L153 113H152ZM160 115H163V114H160ZM171 115H173V114H171ZM176 115V114H175ZM233 114H231V116H232ZM44 116V115H43ZM71 116V115H70ZM110 118H113V119H109V117ZM112 116V117H111ZM114 116H115V118H114ZM120 117L122 120H118L119 118L118 117ZM192 116H194V114L192 115ZM196 116V115H195ZM195 116L193 117V118H195ZM17 117V118H18ZM56 117V118H55ZM146 117V119H147V116H145ZM154 117V116H153ZM162 117V116H161ZM164 117V116H163ZM163 117H162V119H163ZM166 117H168V116H166ZM172 117V116H171ZM176 117V116H175ZM254 117H256V119H257V121L255 120V118ZM259 117V116H258ZM13 118H15V117H13ZM88 118V119H89ZM110 120V121H107L108 119ZM129 118H131V116L129 117ZM156 118V117H155ZM158 118H159V116H158ZM158 118H156V119H158ZM165 118V117H164ZM177 118H179V117H177ZM184 118V117H183ZM209 118H211V119H209ZM229 118H231L230 117V115H229ZM263 119V122H264V117H262ZM49 119V118H48ZM64 119V120H63ZM66 119H67V117H66ZM104 119L106 120V121H104ZM142 120H143V122L145 121L144 120V117H142L141 118ZM153 119V118H152ZM156 119H154V120H156ZM172 119V118H171ZM171 119H170V122H172L171 121ZM174 119V118H173ZM19 120V119H18ZM112 120L115 122H113L112 123ZM132 120V119H131ZM154 120H150V121H154ZM161 120V119H160ZM165 120V119H164ZM163 120V121H164ZM219 120H221V121H219ZM242 120V119H241ZM5 121H6V119H5ZM16 121H17V119H16ZM28 121V120H27ZM49 121V120H48ZM52 121V122H53ZM116 121H118L119 123H121V122H123V123H121V124H124V125H119L118 126V122H116ZM121 121V122H120ZM150 121H149V119H148V121L146 120V122H148L149 124H150ZM166 121V120H165ZM168 121V120H167ZM174 121V120H173ZM186 121H188V120H186ZM238 120H237V117L235 118V122H237ZM93 122V121H92ZM111 122V123H110ZM146 122H144L145 124H147ZM158 122V121H157ZM233 122H234V120H233ZM243 121H241L240 123H242ZM17 123H19V122H17ZM29 123V122H28ZM59 123V122H58ZM100 123L102 124V125H100ZM164 123V122H163ZM178 123V122H177ZM176 123V124H177ZM183 123V122H182ZM239 123V122H238ZM53 124V123H52ZM92 124V125H91ZM105 124H107L106 126H105ZM110 124H112V125H110ZM135 124V123H134ZM151 124H152V122H151ZM151 124H150V126H151ZM157 124V123H156ZM156 124H154L153 126H155L156 127ZM180 124V123H179ZM178 124V125H179ZM186 124V123H185ZM185 124H183V125H185ZM196 124V123H195ZM194 124V125H195ZM23 125H24V123H23ZM61 123H59L58 125H56V126H58L57 128L59 129V128H62L61 126ZM109 125V126H108ZM168 125V124H167ZM172 125H175L174 123H172ZM177 125V126H178ZM233 125H234V123H233ZM241 125V126H242ZM18 126H19V124H18ZM24 126H27L28 128H29V126L28 125H24ZM91 126V127H90ZM96 126V128H98L99 126L100 127H102V129L100 128L99 130H101V131H99L98 129H96V128H94ZM117 126H118V129H117ZM125 127L126 129L128 128H130L129 130H131V131H128V134L130 135V138H129V136H127V138H126V135L124 136V134H126V129L125 128H121V127ZM134 126V125H133ZM145 126V128H146V126H148L149 127V125L147 124V125H144ZM144 126H142V127H144ZM176 126V125H175ZM236 126V125H235ZM238 126V125H237ZM240 126V125H239ZM27 127H25L24 129H28ZM49 127H51V126H49ZM53 127V129H54V126H52ZM96 129V131H95V133L93 132L94 131V129ZM147 127V128H148ZM154 127V128H155ZM160 127V126H159ZM186 127V126H185ZM56 128V129H57ZM67 128V129H66ZM70 128V127H69ZM104 128V129H103ZM107 128H114V130L112 131V129L110 130V129H108V132H111L110 134H111V136H112V138L113 139H111V136H109L108 138L109 139H107L106 141L108 142V140H109V142L108 143H110V142H115L117 145H115V143H111L112 144V146H114V147H116V146H120L119 148L121 149V150H119V148H118V150L117 151H119V154L120 155H123V156H121V158H125V160H123V159H121L120 158V155L117 153V151H115V153L114 152H112V148H111V151L109 152V148L106 150L105 148L107 147L104 143H103V141L102 142H98V144H94V143H96V140L97 139H101L102 137L100 136V138H98V136L99 135H96V137L94 138V137H92V135L94 136V134H97L98 132L100 133V132H103V130H105V129H107ZM121 128V129H120ZM158 127H156V133L158 134V132H157V130L158 129H161V127L160 128H158ZM163 128V127H162ZM166 128V127H165ZM164 128V129H165ZM228 128V129H227ZM56 129H54V130H56ZM57 129V130H58ZM122 129H125V133L123 134V135H121L122 136V138H126L125 140L126 141H123L124 139H121V138H119V140L122 142V144L125 142V143H127V144H123L124 146H122V144H121V142L120 141H117V138H115V136H117V133L118 132H123L122 131ZM127 129V130H128ZM135 129V130H134ZM153 129V128H152ZM172 129V128H171ZM239 129V128H238ZM241 129H243V127L242 128H240V130ZM10 130H12L11 128H10ZM32 130H33V128H32ZM93 130V131H92ZM98 130V131H97ZM116 130H118V131H116ZM154 130V131H155ZM166 130V129H165ZM229 130V131H230ZM235 130H237V128L235 129ZM29 131L27 132V133H29ZM167 131V133L169 132L168 130H166ZM233 131H234V129H233ZM243 131V130H242ZM83 132V131H82ZM93 132V133H92ZM188 132V131H187ZM223 132V131H222ZM231 132V131H230ZM244 132V131H243ZM98 133V134H99ZM107 133V132H106ZM103 133L104 135H106L107 136V134L108 135H110L109 133ZM141 133V132H140ZM147 133H149V134H146L144 137H142V138H146L147 137V135H150V133L151 132H149V129H148V132ZM153 133V136H154V132H152ZM166 133V132H165ZM242 133V132H241ZM241 133H239V134H241ZM246 133V132H245ZM244 133V134H245ZM61 134V137L59 136ZM64 134V137L65 138H63V140H62V143H61V139L60 138H62L63 135ZM113 134V135H112ZM163 134V133H162ZM171 134V133H170ZM170 134H169V136H170ZM220 134V133H219ZM223 134V133H222ZM228 134V133H227ZM243 134V135H244ZM81 135V137L82 136H84V137H82V138H85L86 136L88 137V139H90V140H88L87 139V137H86V139H83L82 140V142H80L79 140L81 139V137L79 138V136ZM92 137L93 139H91L90 137ZM115 135V136H114ZM161 135V134H160ZM159 135V136H160ZM174 135V134H173ZM206 135L204 136V138L201 140V142L200 143H204V141H206V140H208V138L206 137ZM59 138H58V137ZM114 136V137H113ZM151 136H152V134L149 136V139L151 138ZM163 136V135H162ZM168 136V137H169ZM193 136H194V134H193ZM47 137H50L49 139H51V141H46V140H41V139H44V138H47ZM56 137V138H55ZM187 137V136H186ZM189 138H190V136H188ZM187 137V138H188ZM210 137H209V139H210ZM217 137V136H216ZM215 137V138H216ZM221 137H223V135L221 136ZM236 137H237V135H236ZM250 137V138H249ZM133 138V139H132ZM153 138V137H152ZM158 139L157 137H156V135L154 136V138L153 139ZM175 138V137H174ZM192 138L194 139L195 137H191V140H192ZM240 138V137H239ZM56 140V142H57V140H58V142L57 143H55V141H54V143L52 142V140ZM60 139V140H59ZM69 139V140H68ZM79 139V140H78ZM105 139V138H104ZM112 141H111V140ZM128 139H130V140H128ZM153 139H151V140H149V141H152ZM155 139V140H156ZM161 139V138H160ZM164 139V138H163ZM176 139H178V140H180L179 139V137H176ZM184 139V138H183ZM182 139V140H183ZM220 139V138H219ZM4 140L6 141V142H8V143H6L5 141L3 142V141H0V142H3V144L4 143H6V144H9V145H12L14 142H11V141H9V139H8V137L6 136V138H4ZM84 140H87V142L85 143V142H83ZM92 140H93V144H92V147H94V148H98V146H100V148H99V150L97 151V155H96V152H94V153H91V154H89V153H87V151H88V149L91 147V143H92ZM132 140V141H131ZM159 140V139H158ZM162 140V139H161ZM160 140V141H161ZM181 140V141H182ZM186 140V138L183 140V141H185ZM211 140V139H210ZM95 141V142H94ZM129 143H128V142ZM144 141V143H142ZM148 141V140H147ZM157 141V140H156ZM188 141H190V139H188ZM187 141V142H188ZM216 141V140H215ZM222 141V140H221ZM217 142V143H222V142ZM53 144H52V143ZM70 143V145H68V144H66V146H65V143ZM119 144H121V145H119ZM158 142V141H157ZM210 142V141H209ZM214 142V141H213ZM243 142H245V141H243ZM83 143V144H82ZM89 143V144H88ZM99 143H103V144H99ZM155 143V142H154ZM178 143V142H177ZM188 143H190V142H188ZM247 143H248V141H247ZM15 144V143H14ZM19 144V145H20ZM156 144V143H155ZM154 144V145H155ZM229 144V145H228ZM228 144H226L225 142H223L222 143V146H223V150H226V151H228L227 149H229V147L231 146V143L228 141ZM251 144V143H250ZM259 144V145H260ZM0 145H1V143H0ZM82 145H84V146H82ZM85 145H86V147H85ZM90 145V146H89ZM101 145H102V148H104V149H102L101 148ZM103 145H104V147H103ZM110 145V144H109ZM203 145V144H202ZM216 145V144H215ZM214 145V146H215ZM219 145V144H218ZM257 145V144H256ZM88 146H89V148H88ZM97 146V147H96ZM186 146H190V145H186ZM199 146V145H198ZM204 146H205V144H204ZM233 146V145H232ZM231 146V147H232ZM252 146V145H251ZM258 146V145H257ZM2 147V146H1ZM5 147V146H4ZM3 147V148H4ZM12 147V146H11ZM16 147V146H15ZM48 147V148H47ZM124 148V150L122 149V148ZM136 147V148H135ZM202 147V146H201ZM210 147V146H209ZM212 147H213V145H212ZM234 147V146H233ZM250 147V146H249ZM261 147V146H260ZM9 148V147H8ZM117 148V147H116ZM134 148H135V151H133L134 150ZM189 148V147H188ZM187 148V149H188ZM211 148V147H210ZM254 148V147H253ZM6 149V148H5ZM49 149V152H50V154H49V152H47L46 150H48ZM101 149V150H100ZM133 149V150H132ZM193 149V150H194ZM207 149H208V147H207ZM217 149V148H216ZM219 149H220V147H219ZM219 149H217V150H219ZM231 149V148H230ZM234 149H236V148H234ZM252 149V148H251ZM3 150V149H2ZM11 150V149H10ZM29 150V149H28ZM91 150V149H90ZM89 150V151H90ZM106 150V151H105ZM131 150L134 152V153H132L131 152ZM156 151L158 150V149H155ZM161 150V149H160ZM192 150V151H193ZM197 150H198V148H197ZM205 150V149H204ZM243 150V149H242ZM241 150V151H242ZM248 150V149H247ZM9 151V150H8ZM88 151V152H89ZM91 151H93V149L91 150ZM121 151V152H120ZM152 151V150H151ZM159 151V150H158ZM162 151V150H161ZM164 151V150H163ZM187 151H185V152H187ZM209 151V150H208ZM216 151V150H215ZM230 151V150H229ZM254 151V150H253ZM22 152V151H21ZM25 152V151H24ZM23 152V153H24ZM55 152H57V153H61V154H55ZM85 152V153H84ZM104 152H108V153H114V155H112L111 154V156L113 157H111L110 156V154L108 155L107 153H104ZM130 152L132 153V155L130 154ZM199 152V151H198ZM204 152V151H203ZM202 152V153H203ZM217 152V151H216ZM222 152V151H221ZM224 152V151H223ZM235 152H236V150H235ZM238 152V151H237ZM248 152V151H247ZM250 152V151H249ZM26 153V152H25ZM119 155V157H117L116 156V158H114V156L115 155H117V154ZM153 153H155V152H153ZM156 153H162V152H156ZM156 153L153 155L152 153V155L150 154V157H154L155 155H156ZM192 153H193V155H192ZM201 153V152H200ZM202 153L201 154H199L198 156H200V155H202ZM206 152H204V154H205ZM209 153V152H208ZM211 153H212V151H211ZM210 153V154H211ZM231 153V152H230ZM239 153V152H238ZM241 153V152H240ZM239 153V154H240ZM242 153H243V151H242ZM7 152L4 150V151H0V219H6V221L7 220H9V219H7L6 217H8L9 215H10V213L11 212H8L9 210V207H11L12 205H13V200L12 199H16V197H17V195H18V192H20L18 189H16V184H15V186H14V188H12V189H10L9 187H10V182L12 181V180H10V182H8L7 183V168L6 167H8V166H6V165H9L8 163V160H12V159H10L9 157L7 158ZM10 154H11V152H10ZM35 154V153H34ZM95 155V156H93L94 158H96V159H94V160H96V161H92L91 162V160H92V156L91 155ZM127 154V155H126ZM143 153L141 152V155H142ZM163 154V153H162ZM162 154H160V155H162ZM168 154V153H167ZM207 154V153H206ZM217 154V153H216ZM221 154V153H220ZM228 154H229V152H228ZM233 154V153H232ZM236 154V153H235ZM248 153H246V155H247ZM20 155V154H19ZM85 155H87V157L88 156H91V157H88V158H86V156ZM104 155V156H103ZM128 155H130V156H128ZM134 155V156H133ZM140 155V157H142L143 159H144V154L141 156ZM169 155V154H168ZM176 155H177V158H176ZM213 155V153L210 155V158H211V156ZM219 155V154H218ZM230 155V154H229ZM238 155V154H237ZM241 155V154H240ZM243 155V154H242ZM246 155H245V157H246ZM255 155V154H254ZM257 155V154H256ZM262 155H263V153H262ZM13 156V155H12ZM11 156V157H12ZM35 156H37V155H35ZM107 158H106V157ZM111 157V159H110V157ZM127 158H126V157ZM164 156V155H163ZM191 156H192V158H191ZM214 156V155H213ZM215 156H217V155H215ZM214 156V157H215ZM232 156V155H231ZM234 156V155H233ZM248 156H249V154H248ZM14 158L15 157H18L19 158V156H13ZM31 157V156H30ZM84 157V158H83ZM139 157V158H140ZM146 157H147V154H146ZM146 157H145V159H146ZM169 157V156H168ZM204 157V156H203ZM205 157H207V158H205ZM204 158L206 159V161H207V164L208 165H213L214 164V159L216 158H214V159H208V156H205ZM219 157V156H218ZM228 157H230V156H228ZM256 157V156H255ZM13 158V160H14V162H15V159ZM28 158V157H27ZM36 158V157H35ZM103 158V159H102ZM104 158H106V159H110V162L112 163L113 162V160L112 159H114V161L115 162H113L114 164H116V170L113 172V173H117V174H114V176H117V175H119L118 177H116L117 179H119V177L121 178V179H124L122 176H124V175H126V174H128L130 171V173H129V178L131 179V177H130V175H132V177L134 178L135 176H137V174H138V172H140L139 174H141V176H142V174H143V177L144 178H141V180H140V182H139V185H142V186H144L145 184H141V181H142V179L143 180H146L145 181V183L146 182H148V181H150L151 182V179L153 178V179H155L154 181L156 182V178H158L159 179V182H161L162 183V185L164 184L165 185V183H163L162 181L163 180H165V182L167 181L168 183H166V187H165V189H164V193H162V190H161V193H162V196L165 194L166 195V197H167V199L165 200V201H162L163 200V198L165 199L166 197L164 196V197H162L161 195V197L160 198H162V200L159 198V200H155L156 202H155V207H154V205H152L153 207H154V209L153 208H151L152 206H150V203H153L154 202V187L156 186V184L158 185V181L155 183H153V182H151V184H152V186H149L150 185V182H148V184H147V186H148V188L146 187H142V186H140L139 188H138V186L139 185H137V187H135L134 186V188L132 187L133 186V182L134 181H129V183H128V185H126V184H124V186L123 185H121L120 184V182L122 183V181H120V182H117L116 180H113V181H116L117 183H119V184H117V183H115V184H113L112 186H113V188H112V186L108 189V185H106L107 184V182H106V179L108 180V178H103L102 176H105V172L104 173H102L103 172V168H104V161H106ZM118 158H120L119 160H118ZM128 158H129V160H128ZM155 158H159V157H155ZM164 158V160L166 161V159H165V157H163ZM198 158V157H197ZM203 158V159H204ZM223 159H224V157H222ZM234 158V157H233ZM235 158H236V156H235ZM234 158V159H235ZM238 158V157H237ZM248 158H250V156L248 157ZM33 159V158H32ZM86 159H89V160H86ZM141 159V158H140ZM195 159V158H194ZM199 160H200V162L202 163V161H201V156L198 158ZM234 159H232V160H234ZM241 159V158H240ZM28 160V159H27ZM31 160V159H30ZM30 160H29V163H27V162H25V164L27 163V167H28V165L30 164ZM35 160V159H34ZM37 160V159H36ZM35 160V161H36ZM42 160H43V158H42ZM42 160H41V162L40 161H38L39 163V165L41 166V167H43V166H46V165H48V160L47 161H45V162H42ZM101 160V161H100ZM102 160H104V161H102ZM112 160V161H111ZM121 160H123V161H126L127 162V165L126 164H124V165H122L123 164V161H121ZM164 160H162V161H164ZM170 160H171V162H173V161H175L173 164H172V166L169 164L170 163ZM173 160V161H172ZM79 163H78V162ZM99 163H98V162ZM116 161H118L117 163H116ZM119 161H121V163H119ZM130 161H131V163H130ZM164 161V162H165ZM193 161H195V160H193ZM196 161H197V159H196ZM231 161V160H230ZM236 161V160H235ZM240 161V160H239ZM241 161H243V160H241ZM247 161V160H246ZM245 161V162H246ZM18 162V161H17ZM20 162V161H19ZM32 162V161H31ZM49 162V163H50ZM75 162V163H74ZM77 162V163H76ZM86 162H88V164L86 163ZM103 163V164H101V163ZM189 162V163H188ZM192 162V163H191ZM198 162V161H197ZM203 162H205V160L203 161ZM232 162V161H231ZM234 162V161H233ZM249 162V161H248ZM247 162V163H248ZM12 163V162H11ZM22 163V162H21ZM34 163V162H33ZM73 166H76L75 168L73 167V168H71L70 169V167H72V165ZM74 163V164H73ZM83 163H85L84 165H83ZM90 163V164H89ZM92 163H93V165H92ZM142 163H144V162H142ZM146 163V162H145ZM228 163V162H227ZM236 163H238V161H236ZM264 163V162H263ZM19 164V163H18ZM34 164H36V163H34ZM33 164V165H34ZM96 164H100L99 165V169H98V165H97V167H96ZM108 164V163H107ZM119 165V168L121 167V173H120V170H118V165ZM168 164V165H167ZM196 164H198V163H196ZM200 164V163H199ZM204 164H206V163H204ZM204 164H202V166L204 165ZM15 165V164H14ZM23 165V164H22ZM32 165V164H31ZM32 165V166H33ZM50 165V164H49ZM48 165V166H49ZM80 165V166H79ZM86 165V166H85ZM91 165V168H94V166L97 168L96 170H101L102 172H101V174H103V175H101L100 174V172H99V174H96V176L94 175V177H95V179H94V177L92 176L93 175V173H94V171L91 169V168H89V166ZM113 165V164H112ZM128 165H130L129 167H128ZM169 165H170V167H169ZM215 165H216V163H215ZM215 165H214V167H215ZM227 165V164H226ZM232 165V164H231ZM230 165V166H231ZM237 165V164H236ZM240 165V164H239ZM242 165H244V163L242 164ZM241 165V166H242ZM248 165V164H247ZM251 165H252V162H251ZM261 165V164H260ZM259 165V166H260ZM68 166H70V167H68ZM78 166V167H77ZM85 166V167H84ZM127 166V167H126ZM198 166H200V165H198ZM258 166V167H259ZM11 167V166H10ZM14 167V166H13ZM12 167V168H13ZM15 167H16V165H15ZM26 167V166H25ZM35 167H37V166H35ZM81 167V168H80ZM85 168V169H83V168ZM103 167V168H102ZM127 168V169H129V172L128 171H126L125 169H122V168ZM195 167H197V165H195ZM225 167H227V166H225ZM237 167V166H236ZM18 168H20L19 166H18ZM29 168V167H28ZM28 168L26 169L27 171H28ZM33 168H34V166H33ZM46 168H49V167H46ZM50 168H51V166H50ZM87 168H89V169H87ZM107 168V167H106ZM110 168H111V166H110ZM109 168V169H110ZM114 168V167H113ZM155 168H156V170H161L162 172H160V171H158V172H160V173H158V172H156V170H155ZM174 168V169H173ZM261 168V167H260ZM11 169V168H10ZM37 169V168H36ZM39 169V168H38ZM37 169V170H38ZM74 169V170H73ZM77 169H79V171L74 175L73 174V172H68V171H75V170H77ZM87 169V170H86ZM195 169V170H194ZM215 169V168H214ZM234 168H232V170H233ZM237 169H239V168H237ZM9 170V169H8ZM12 170H14V168L12 169ZM17 170V169H16ZM23 170V169H22ZM30 170V169H29ZM35 170V169H34ZM49 170V169H48ZM51 170V169H50ZM84 170H86V172L89 170V172L92 170L93 171V173L92 172H90V174L87 172H85ZM106 170V169H105ZM125 171L124 173H123V171ZM134 172H133V171ZM173 170V173L171 172V171ZM211 170V169H210ZM240 170V169H239ZM247 170V169H246ZM252 170V169H251ZM250 170V171H251ZM255 170V169H254ZM24 171H25V169H24ZM45 171V170H44ZM117 171V172H116ZM135 171H138V172H135ZM214 171H216V169L214 170ZM213 171V172H214ZM235 171H236V169H235ZM238 171V170H237ZM236 171V172H237ZM15 172V171H14ZM13 172V173H14ZM29 172V171H28ZM34 172V171H33ZM47 172V170L44 172V173H46ZM76 172V171H75ZM108 172H109V170H108ZM107 172V173H108ZM112 172V171H111ZM163 172H164V175H162L163 174ZM240 172H242V171H240ZM256 172V171H255ZM17 173V172H16ZM15 173V174H16ZM19 173H20V171H19ZM24 173V172H23ZM26 173V172H25ZM30 173V172H29ZM29 173H28V175H29ZM39 173H41V172H39ZM69 173V174H68ZM126 173V174H125ZM131 173H133V174H131ZM137 173V174H136ZM162 173V174H161ZM200 174L202 173V172H199ZM206 173H207V171H206ZM249 173V172H248ZM258 173V172H257ZM22 174V173H21ZM33 174V173H32ZM31 174V175H32ZM36 174V173H35ZM35 174H34V176H35ZM82 174H84V177H83V175ZM120 174H124V175H120ZM138 174V175H139ZM167 174V175H168ZM199 174V175H200ZM235 174V173H234ZM256 174V173H255ZM10 175V174H9ZM11 175H12V173H11ZM18 175V174H17ZM26 174H24V176H25ZM50 175V174H49ZM49 175H47V176H49ZM68 175H70V176H68ZM82 175V176H81ZM98 175V176H97ZM112 175V174H111ZM153 175V174H152ZM232 175H233V173H232ZM14 176V175H13ZM20 176V175H19ZM22 176V175H21ZM23 176V177H24ZM39 176H40V174H39ZM46 176V177H47ZM51 176V175H50ZM64 176H62V177H64ZM99 176H101V178L99 177ZM106 176H108V175H106ZM113 176V177H114ZM128 176V175H127ZM152 177L151 179H150V177ZM159 176V175H158ZM162 176H164V178L162 177ZM202 176V175H201ZM214 176V175H213ZM216 176V175H215ZM219 176V175H218ZM242 176H243V174H242ZM257 177H258V175H256ZM263 176V175H262ZM22 177V178H23ZM28 178L30 177V176H27ZM37 177H38V175H37ZM43 177V176H42ZM83 177V178H82ZM88 177V178H87ZM92 177V178H91ZM139 177V176H138ZM138 177H136L137 179H138ZM145 177H147V178H145ZM206 177V176H205ZM223 177V176H222ZM227 177V176H226ZM252 177V176H251ZM255 177V176H254ZM44 178V177H43ZM49 178V177H48ZM52 178H53V175H52ZM82 178V179H81ZM91 178V179H90ZM116 178H113V179H116ZM132 178V179H133ZM189 178V179H188ZM208 178V177H207ZM215 178V177H214ZM220 178V177H219ZM248 178V177H247ZM263 178V177H262ZM14 179V178H13ZM17 179V178H16ZM32 179V177L30 178V179H26V180H31ZM35 179H36V177H35ZM38 179V178H37ZM37 179H36V181H37ZM45 179H47V178H45ZM44 179V180H45ZM50 179V178H49ZM81 179V180H80ZM84 179V180H83ZM87 181H86V180ZM104 180L105 182L103 183L101 180ZM121 179H119V180H121ZM148 179H150V180H148ZM152 179V180H153ZM198 179V178H197ZM200 179V178H199ZM199 179H198V181H199ZM223 179V178H222ZM221 179V180H222ZM227 179H229V178H227ZM244 179V178H243ZM257 179H260V177L259 178H257ZM18 180V179H17ZM19 180H20V178H19ZM33 180H34V178H33ZM53 180H54V178H53ZM56 180V179H55ZM89 180V181H88ZM110 180V179H109ZM202 179H200V181H201ZM204 180V179H203ZM206 180V179H205ZM209 180V179H208ZM210 180L212 181L213 179L212 178H210ZM215 180V179H214ZM218 180H220V179H218ZM21 181H23V179L21 180ZM38 181H39V179H38ZM50 181H52L51 179H50ZM112 181V180H111ZM191 181V179H190V183L192 182ZM216 181V180H215ZM214 181V182H215ZM224 181H225V179H224ZM228 181V180H227ZM238 180L237 179H235V182L234 183H236ZM242 181V180H241ZM260 181V180H259ZM263 181H264V179H263ZM29 182V181H28ZM28 182L26 183V184H28ZM40 182H42V181H40ZM57 182V181H56ZM59 182V181H58ZM57 182V183H58ZM100 182V183H99ZM101 182H102V184H101ZM128 182V181H127ZM131 182V183H130ZM144 182V181H143ZM142 182V183H143ZM179 182H180V184H179ZM244 182H245V180H244ZM247 182V181H246ZM256 182H257V180H256ZM255 182V183H256ZM261 182V181H260ZM13 183V182H12ZM32 183H34V182H32ZM38 183V182H37ZM65 183V182H64ZM86 183L88 184V185H86ZM161 183H159V184H161ZM190 183H188L189 185H190ZM207 183V182H206ZM213 183V182H212ZM14 184V183H13ZM19 184H20V182H19ZM23 184V183H22ZM39 184V183H38ZM53 184V183H52ZM51 184V185H52ZM60 184H61V182H60ZM74 184V182H72V185ZM90 184V185H89ZM97 184H99V185H97ZM104 184V185H103ZM123 184V183H122ZM137 184V183H136ZM155 186H154V185ZM169 184V185H168ZM183 184H184V182H183ZM195 184H196V182H195ZM242 184H243V182H242ZM241 183H236V185L233 187V189H235V187H237L238 189H242V187H241V185H242ZM249 184H250V182H249ZM43 185V184H42ZM46 187L48 186V185H46V184H44ZM71 185V184H70ZM102 185V186H101ZM120 186V187H118V188H120V189H116L117 188V186ZM125 185H126V187H125ZM135 185V184H134ZM162 185L161 186H159V187H161V188H164V187H162ZM185 185V184H184ZM188 185V186H189ZM201 185V184H200ZM231 185H233V184H230L229 186H231ZM244 185H246V184H244ZM248 185V184H247ZM246 185V186H247ZM13 185H11V187H12ZM25 186V185H24ZM56 186H57V184H56ZM62 186V185H61ZM81 186V187H82ZM85 186V187H84ZM107 186V187H106ZM186 186H187V183H186ZM186 187L185 188V190L187 189V188H191V187ZM197 186V185H196ZM198 186H199V184H198ZM197 186V187H198ZM202 186V185H201ZM200 186V187H201ZM207 186V185H206ZM216 186H218V185H216ZM228 186V187H229ZM252 186V185H251ZM250 186V187H251ZM19 187V186H18ZM49 188H50V186H48ZM51 187H53V185L51 186ZM73 186H71V188H72ZM124 187V188H123ZM132 187V188H131ZM159 187H158V189H159ZM195 187V186H194ZM194 187H192V189H194ZM212 187H213V185H212ZM211 187V188H212ZM232 187V186H231ZM262 187V186H261ZM260 187V188H261ZM22 188H23V186H22ZM21 188V189H22ZM70 188V189H71ZM115 188V189H114ZM138 188V189H137ZM177 188V189H176ZM203 188V187H202ZM207 188V187H206ZM205 188V189H206ZM210 188V189H211ZM226 187H224V189H225ZM44 189H45V187H44ZM54 189V188H53ZM53 189H51L52 191H54ZM133 189H135L134 191L135 192H133L134 193V195H133V193L132 194H130V192H131V190L133 191ZM147 190V191H145V190ZM195 189H196V187H195ZM208 189H209V187H208ZM214 189H216V188H214ZM218 189V188H217ZM224 189H221V191L222 190H224ZM233 189H231V188H228L227 190H224L225 191V193H227V192H230L231 190H233ZM245 190H246V187L244 188ZM38 190V189H37ZM47 190V189H46ZM72 190V189H71ZM81 190V189H80ZM83 190V191H84ZM108 190V191H107ZM114 190V191H113ZM137 190H141V192L139 191H137ZM142 190H144L143 192H142ZM172 190H173V194H171L172 193ZM189 190H191V189H188L187 191H189ZM200 190V189H199ZM201 190H203L204 191V189H201ZM212 190V189H211ZM220 190V189H219ZM262 190V189H261ZM45 191V190H44ZM86 191V190H85ZM84 191V192H85ZM116 191V192H115ZM157 191H159V190H157ZM176 191V192H175ZM195 191V190H194ZM193 191V192H194ZM196 191H198V190H196ZM213 191V190H212ZM217 191V190H216ZM234 191V190H233ZM254 191H256L257 192V190H254ZM41 192V191H40ZM46 192V191H45ZM44 192V193H45ZM69 192V191H68ZM88 192V191H87ZM115 192V193H114ZM121 192V191H120ZM123 192V191H122ZM137 192V193H136ZM147 194H146V193ZM218 192V191H217ZM217 192H215V193H217ZM239 192V191H238ZM248 192V191H247ZM42 193V192H41ZM40 193V194H41ZM59 193V192H58ZM65 193V192H64ZM93 194H95V192H92ZM125 193V192H124ZM137 195H136V194ZM140 193V194H139ZM144 193V194H143ZM159 193V192H158ZM191 193H192V191H191ZM205 193V192H204ZM212 193L213 192H211V195H212ZM215 193H213L214 194V197H215ZM231 193L232 192H230V194H229V198H232L233 199V196L231 195ZM234 193H236V192H234ZM241 193V192H240ZM52 194V193H51ZM69 194H71V192L69 193ZM121 194V193H120ZM187 194V193H186ZM201 194V193H200ZM210 194V193H209ZM228 194V193H227ZM238 194V193H237ZM35 195V194H34ZM46 195V194H45ZM73 195V194H72ZM82 195V193L80 194V196ZM108 195V194H107ZM119 194H117V196H118ZM125 195H127V196H125ZM145 195V196H144ZM198 195V194H197ZM205 195V194H204ZM224 195V194H223ZM232 197H231V196ZM236 195V194H235ZM245 195V194H244ZM250 195H253V193L252 194H250ZM256 195V194H255ZM49 196V195H48ZM56 197H60V196H57V195H55ZM128 196H131V197H128ZM133 196H134V198H133ZM136 196V197H135ZM190 196V194L188 195V197ZM201 196H202V194H201ZM209 196V195H208ZM219 196V195H218ZM241 196H242V194H241ZM249 195L247 194V197H248ZM34 197V196H33ZM54 197V196H53ZM52 197V198H53ZM55 197V198H56ZM72 197V196H71ZM70 197V198H71ZM99 197V198H98ZM130 198L129 200H132V201H130V204H131V206H130V209H128L127 210V212H123V210H119V208L120 207H126L125 205H128V202H127V200L125 199V198ZM198 197V196H197ZM210 197V196H209ZM227 197V196H226ZM238 197H239V195H238ZM244 197V196H243ZM242 197V198H243ZM246 197V196H245ZM254 197V196H253ZM259 197V196H258ZM257 197V198H258ZM42 198V197H41ZM43 198H44V195H43ZM64 198V197H63ZM83 198V197H82ZM85 198V197H84ZM127 198V199H128ZM185 198H186V200H185ZM201 198V197H200ZM241 198V197H240ZM252 198V197H251ZM260 198H261V202L260 203H263L264 204V194H262V197L260 196ZM50 199V198H49ZM48 199V200H49ZM57 199V198H56ZM55 199V200H56ZM158 199V198H157ZM195 199H196V197H195ZM254 199V198H253ZM67 200V199H66ZM72 200V199H71ZM71 200H70V202H71ZM112 200V199H111ZM116 200V199H115ZM204 200V199H203ZM226 200V199H225ZM229 200V199H228ZM237 200V199H236ZM245 200V199H244ZM249 200V199H248ZM251 200V199H250ZM256 200V199H255ZM34 201V200H33ZM45 201H47V200H45ZM44 201V202H45ZM54 201V200H53ZM69 201V200H68ZM159 201V202H158ZM194 201V200H193ZM192 201V202H193ZM196 201V200H195ZM194 201V202H195ZM211 201V200H210ZM247 201V200H246ZM252 201V200H251ZM52 202V201H51ZM57 202V201H56ZM69 202V203H70ZM83 200L79 203V204H81V205H79V209L80 208H82L81 210H83L84 209V206L83 207H80V206H82L83 204H85V202H83ZM217 202V201H216ZM240 202V201H239ZM245 202V201H244ZM244 202H242V203H244ZM47 203V202H46ZM59 203V202H58ZM156 203H158L157 205V207H162L163 209H165V207H166V209L163 211V213H166V210L169 208V207H171V211L169 210H167L168 212H167V214H169V212H170V214H169V218L167 217V215L165 214V215H162L163 213L161 212L160 213V211H162V210H158L157 208H156ZM170 203V204H169ZM210 203H212V201L210 202ZM226 203V202H225ZM241 203V202H240ZM246 203V202H245ZM254 203H256L257 204V202H254ZM20 205H21V203H19ZM51 204H53V202L51 203ZM50 204V205H51ZM55 204V203H54ZM57 204V203H56ZM159 204H160V206H159ZM166 204H168V205H170L169 207H167L168 205H166ZM193 204V203H192ZM198 204V199H197V203H196V205ZM199 204H200V201H199ZM198 204V205H199ZM202 204V203H201ZM200 204V205H201ZM206 203H205V201H204V205H205ZM228 204V203H227ZM236 204V203H235ZM237 204H238V202H237ZM249 204H251L250 203V201H249ZM259 204V203H258ZM258 204H257V206H258ZM19 205V206H20ZM24 205H25V203H24ZM27 205V204H26ZM36 205V204H35ZM45 205V204H44ZM71 205V206H70ZM70 205H69V207H72V202L70 203ZM197 205V206H198ZM199 205V206H200ZM233 205H234V202H233ZM248 205V203H246V206ZM18 206V207H19ZM49 206V205H48ZM55 206H57V205H55ZM59 206V205H58ZM133 206V207H132ZM137 206V207H136ZM165 206V207H164ZM192 206V205H191ZM210 206V205H209ZM213 206V205H212ZM223 206V205H222ZM227 206V205H226ZM236 206V205H235ZM252 206V205H251ZM15 208L17 207V206H14ZM13 207V208H14ZM30 207V206H29ZM43 207V206H42ZM66 207V206H65ZM68 207V208H69ZM132 207V208H131ZM203 207V206H202ZM228 207V206H227ZM262 207V206H261ZM13 208H10L11 210L13 209ZM14 208V209H15ZM24 208V207H23ZM33 208V207H32ZM50 208H53V205H51V207ZM118 208V209H117ZM222 208V207H221ZM260 208V207H259ZM43 209V208H42ZM77 209V208H76ZM132 209V212L130 211ZM136 209H137V211H136ZM153 209V210H152ZM157 209V210H156ZM189 209H191L190 208V206H189ZM200 209V208H199ZM249 209H250V206H249ZM256 209V208H255ZM254 209V210H255ZM262 209V208H261ZM17 209H15V214H16V211ZM33 210H35V209H33ZM39 210V209H38ZM45 210V209H44ZM49 210V209H48ZM53 210H54V208H53ZM59 210V209H58ZM68 210H70V209H68ZM133 210H135V211H133ZM138 210H139V212H138ZM246 210H247V208H246ZM254 210H252V211H254ZM263 210V209H262ZM261 210V211H262ZM14 211V210H13ZM32 211V210H31ZM47 211V210H46ZM45 211V212H46ZM154 211H156L155 213H154ZM158 211V212H157ZM192 211H193V209H192ZM191 211V212H192ZM225 211V210H224ZM228 211V210H227ZM249 211V210H248ZM246 212V213H249V212ZM251 211V212H252ZM51 212H52V210H51ZM54 212H56V213H61L60 211L58 212L57 210H54ZM54 212H52V213H54ZM64 212V211H63ZM130 212V213H129ZM134 212V213H133ZM196 212V211H195ZM206 212V211H205ZM211 212V211H210ZM216 212V211H215ZM240 212V211H239ZM243 212V211H242ZM13 213V214H14ZM31 212H26L25 214H27L28 215V217H26V220H37L36 218H37V213H35V214H30ZM49 213V212H48ZM65 213V212H64ZM127 213H128V215H127ZM133 215H132V214ZM201 213H203V212H201ZM219 213H220V211H219ZM218 213V214H219ZM235 213V212H234ZM246 213H245V215H243L242 213L240 214V215H243V218H245L244 216H246V217H248L249 215L247 214L246 215ZM255 213V214H254ZM254 213H250V214H254V215H256V217H257V215H258V213H256V212H254ZM259 213H261L260 212V210H259ZM264 213V212H263ZM262 213V214H263ZM14 214V215H15ZM22 214H24V212H20V211H18L17 212V217H22L23 215ZM80 214H81V216H80ZM172 214V215H171ZM207 214V213H206ZM217 214V215H218ZM22 215V216H21ZM48 215V214H47ZM46 215V216H47ZM50 215V214H49ZM52 215V214H51ZM62 215V214H61ZM156 215V216H155ZM193 215V214H192ZM239 215V214H238ZM25 216V215H24ZM23 216V217H24ZM40 216V215H39ZM44 216V215H43ZM56 216V215H55ZM78 216V218H76V217ZM80 216V217H79ZM153 216V217H152ZM161 216V217H160ZM166 216V217H165ZM171 216V217H170ZM207 216V215H206ZM205 216V217H206ZM208 216H209V214H208ZM219 216H220V214H219ZM225 216V215H224ZM234 216H237V215H234ZM259 216V215H258ZM264 216V215H263ZM262 216V218H261V221H264V220H262V219H264V217ZM13 217V216H12ZM17 217H15V218H17ZM63 217V216H62ZM156 217H158L157 219H156V221H154V218H156ZM163 217H164V220H163ZM218 217V216H217ZM216 217V218H217ZM221 217V216H220ZM231 217V216H230ZM241 218L240 219H238V218H232L233 220H236L237 222H238V220H242L243 218H242V216H240ZM255 217V216H254ZM255 217V218H256ZM18 218V219H19ZM41 218V217H40ZM44 218V217H43ZM42 218V219H43ZM57 218V217H56ZM84 218V219H83ZM184 218H186V220H188V221H190V223L189 222H187V224L188 225H186V220L184 219ZM209 219V217H206L205 219ZM228 218V217H227ZM250 218H251V216H250ZM255 218H254V221H255ZM260 218V217H259ZM60 219V218H59ZM82 219H83V221H82ZM86 219V220H85ZM160 219V220H159ZM163 221H162V220ZM202 219V218H201ZM247 219H249V217L247 218ZM22 220H24V219H22ZM40 220V219H39ZM51 220V219H50ZM61 220V219H60ZM59 220V221H60ZM160 221V224H157V223H159V221ZM175 220L177 221V222H175ZM210 220V219H209ZM213 220V221H214ZM222 220V219H221ZM225 220V219H224ZM228 220H231V218H229ZM231 221V222H233V224L231 223V226L233 225L234 226V223H237L236 221ZM253 219H250L249 221H252ZM256 220H258V218L256 219ZM58 221V220H57ZM152 221H153V223L155 222V224L153 225V223H152ZM202 221V220H201ZM217 221V220H216ZM259 221H260V219H259ZM260 221V222H261ZM25 222H27V221H24V223ZM162 222V223H161ZM227 222V221H226ZM241 221H239V223H240ZM243 222V221H242ZM241 222V224H242V227H241V231H239V232H241L242 233V231H244L245 230V227L243 228V226L244 225H246V226H248V225H252V223H248L247 221V223H248V225H247V223L245 224L244 222V225H243V223ZM256 222H258V221H256ZM260 222H259V224H258V226L260 225ZM38 223V222H37ZM41 223V222H40ZM43 223V222H42ZM52 223H53V221H52ZM55 223V222H54ZM60 223H61V221H60ZM205 223H207V222H205ZM204 223V224H205ZM225 223V224H224ZM264 222H262V224H263ZM2 224V223H1ZM4 224H5V221H4ZM36 224V223H35ZM44 226H45V231H46V233H43L45 236H50L49 234H51V232H53V230H55V226L54 225H52V224H50V223H48L47 221L46 222H44ZM58 224V223H57ZM56 224V225H57ZM200 224V225H201ZM227 224H228V222H227ZM240 224V225H241ZM254 224H255V222H254ZM63 225V226H64ZM152 225H153V227H152ZM158 226V227H156V226ZM161 225V226H160ZM195 225L194 226H192L191 228L193 229V227H195ZM210 225V224H209ZM229 225V224H228ZM2 226H4L3 224L0 226V258H4V260H3V262L5 261V262H7L8 260H10V264H46V263H43V260L41 261V260H37V259H33V260H31V258H29V257H26V258H24V257H21L20 255H18V254H21L22 253V251H23V249H20L21 247H17V245L18 244H11V243H7L6 241L7 240H9L8 238L6 239V236L4 235L5 234V231H2ZM34 225H32V227H33ZM154 226L156 227V228H154ZM205 228H204V227ZM232 226V227H233ZM239 226V225H238ZM238 226H234V228H239ZM254 226V225H253ZM252 226V227H253ZM30 227V226H29ZM36 227V226H35ZM39 227V226H38ZM185 227H186V229H187V227L189 228V230H186L185 229ZM249 227V226H248ZM247 227V228H248ZM264 227V226H263ZM262 227V228H263ZM61 228V227H60ZM153 228V229H152ZM198 228H199V230H198ZM209 228H211L210 230H209ZM227 228L229 229V227L227 226ZM226 228V229H227ZM233 228V229H234ZM236 228V229H237ZM259 228H260V226H259ZM37 229V228H36ZM42 229V228H41ZM65 229V228H64ZM155 229V230H154ZM185 230V232H183L184 230ZM231 229V228H230ZM235 229V230H236ZM243 229V230H242ZM248 229H250V228H248ZM256 229V228H255ZM258 229V228H257ZM19 230V229H18ZM58 230V229H57ZM56 230V231H57ZM152 230V231H151ZM194 230V229H193ZM196 230H194V232L196 231ZM222 230V231H223ZM235 230H233V231H235ZM252 230V229H251ZM250 230V231H251ZM261 230V229H260ZM263 230H264V228H263ZM262 230V231H263ZM69 231V230H68ZM172 231H174V232H172ZM175 231H176V233H177V236H176V233H175ZM187 231H189L188 233H187ZM246 231V230H245ZM245 231H244V233H245ZM249 231V230H248ZM255 231V230H254ZM258 231V230H257ZM17 232V231H16ZM24 232V231H23ZM35 232V231H34ZM42 232H43V230H42ZM65 232V231H64ZM178 232H183V233H178ZM219 232V233H218ZM55 233V232H54ZM154 233H155V236H154ZM172 233H174V234H172ZM215 233H217V235L215 234ZM223 233V232H222ZM234 233H236V232H234ZM249 233V232H248ZM251 233V232H250ZM254 233V232H253ZM258 233V232H257ZM263 233V232H262ZM35 234H36V232H35ZM179 234H180V236L182 237V236H184V234H185V236H187V234H188V236H189V238L188 237H186V239L185 240H183V241H186L185 243L186 244H184V243H182V240H180V242H181V245H179L178 246V242L179 241H177L178 240V238L180 237L179 236ZM243 234V233H242ZM255 234V233H254ZM264 234V233H263ZM25 236H26V234H25ZM41 236H42V234H41ZM68 236H69V234H68ZM74 236H75V234H74ZM176 236V237H175ZM179 236V237H178ZM193 236V237H192ZM243 236H244V234H243ZM256 236H257V234H256ZM259 236H260V234H259ZM19 237V236H18ZM77 237V236H76ZM76 237H75V239H76ZM178 237V238H177ZM228 237V238H227ZM255 237V236H254ZM261 237V236H260ZM42 238V237H41ZM49 238H51V237H49ZM55 238H56V236H55ZM68 238V237H67ZM175 238L177 239V240H175ZM183 238V237H182ZM187 238L189 239V240H187ZM249 238V237H248ZM247 238V239H248ZM20 239V238H19ZM58 239V238H57ZM66 239V238H65ZM79 239V238H78ZM156 239V240H155ZM172 239H173V241L175 242H177L174 246H173V244L174 243H172V245H169L168 246V242L170 241V242H173L172 241ZM259 239V238H258ZM24 240H26L25 238H24ZM49 240V239H48ZM52 240H53V238H52ZM236 240H235V242H236ZM240 240V239H239ZM243 240V239H242ZM249 240H250V238H249ZM253 240V239H252ZM264 240V239H263ZM11 241V240H10ZM9 241V242H10ZM12 241H13V239H12ZM30 241V240H29ZM36 241V240H35ZM67 241V240H66ZM73 241V240H72ZM244 241V240H243ZM247 241V240H246ZM245 241V242H246ZM255 241V240H254ZM259 241V240H258ZM19 242V241H18ZM51 242H53V241H51ZM59 242V241H58ZM157 242V245H155V243ZM179 242V243H180ZM238 242V241H237ZM240 242V241H239ZM252 242V241H251ZM261 242V241H260ZM4 243V244H3ZM25 243V242H24ZM46 243V242H45ZM73 242H71V244H72ZM154 244V247H153V244ZM31 244V243H30ZM68 244V243H67ZM168 246V247H165L166 245ZM169 244H171V243H169ZM196 244H198L199 246H200V248L198 247V246H195V249L193 248V249H187L188 248V246H193V245H196ZM233 244V243H232ZM253 244L255 245V243L253 242ZM253 244H252V246H253ZM258 244V242L256 243V245ZM47 245H49V244H47ZM54 245V244H53ZM58 245V244H57ZM139 245H141L140 247H139ZM144 245V246H143ZM149 245H152V247H150ZM158 245H159V247H158ZM165 245V246H164ZM182 245L184 246V247H182ZM210 245H212L211 247H214L212 250V253H209V250H207L208 248V246H210ZM242 245H243V243H242ZM255 245V246H256ZM259 245H260V243H259ZM263 245V244H262ZM25 246H26V244H25ZM29 246V245H28ZM35 246H38L37 244L35 245ZM156 246V247H155ZM187 246V247H186ZM225 246V245H224ZM224 246H222V249L224 248ZM234 246V245H233ZM244 246V245H243ZM40 247V246H39ZM52 247V246H51ZM62 247V246H61ZM60 247V248H61ZM147 247V248H146ZM149 247V248H148ZM164 247H165V249H164ZM171 249H170V248ZM174 247H178L179 249H185V251H186V249H187V251L186 252H184V250L183 251H181V250H179L178 248H174ZM210 247V248H211ZM238 247V246H237ZM244 247H246V246H244ZM248 247V246H247ZM33 248V247H32ZM142 248H144L143 250H142ZM153 250H152V249ZM160 251H162L161 253L159 252V250ZM168 248V249H167ZM219 248V247H218ZM226 248V247H225ZM225 248L223 249V250H225ZM229 248V247H228ZM240 248V247H239ZM253 248H256V247H254L253 246ZM252 247H251V250L250 251H252V249H253ZM258 249L260 248L259 246L257 247ZM49 249V248H48ZM141 249V250H140ZM149 249V250H148ZM155 249V250H154ZM162 249V250H161ZM174 249L175 250H177V251H174ZM221 248L219 249V250H222ZM230 250H231V248H229ZM261 249V248H260ZM32 250V249H31ZM30 250V251H31ZM35 250V249H34ZM40 250H41V248H40ZM145 250V251H144ZM158 251V253H156L157 251ZM166 250H168V252L166 251ZM189 250V251H188ZM223 250H222V253H226V252H223ZM228 249L226 248V251H227ZM230 250H229V252H230ZM232 250H234V247H232ZM262 250H263V248H262ZM25 251V250H24ZM39 251V250H38ZM50 251V250H49ZM60 251V250H59ZM137 251V252H136ZM138 251H140V252H138ZM179 251H181L180 253H178ZM238 250H236L235 252H237ZM240 251V250H239ZM244 251H246V250H244ZM243 251V252H244ZM255 251H256V249H255ZM258 251V250H257ZM33 252V251H32ZM48 252V251H47ZM54 252V251H53ZM55 252H56V250H55ZM137 253V256H136V253ZM150 252V253H149ZM164 252H166L165 254H164ZM183 252L184 253H186V254H184V256L186 257V260L188 259V257H189V259L190 258H192V257H194V258H192V259H188L186 262H185V258L184 257H182L183 256ZM228 252V253H229ZM234 252V253H235ZM41 253V252H40ZM44 253H46V251H44ZM59 253H61V251L59 252ZM107 253V254H106ZM142 253V254H141ZM147 253V254H146ZM153 253H155V254H153ZM231 253L233 254V252L231 251ZM242 253V252H241ZM245 253V252H244ZM258 253V252H257ZM34 254V253H33ZM37 254V253H36ZM51 254V253H50ZM108 254V255H109ZM139 254H141L142 255V258L140 257V255ZM149 254V255H148ZM153 254V255H152ZM164 256H162V255ZM175 254V255H174ZM180 255V254H182V255H180V257L178 256V255ZM187 254H189L188 256H186ZM227 254V253H226ZM235 254H239V253H235ZM233 255L234 257H236L235 258V260L236 259H238V256H236V255ZM259 254V253H258ZM261 254V253H260ZM38 255V254H37ZM49 255V254H48ZM55 255V254H54ZM144 255V256H143ZM150 255H152V256H150ZM154 255H155V257L156 258H158V260L156 261L155 259H154ZM175 256V258L177 259H175L174 258V256ZM224 255V254H223ZM222 255V256H223ZM228 255V254H227ZM226 255V256H227ZM230 255V254H229ZM242 254H240V256H241ZM256 255V254H255ZM254 255V256H255ZM261 255H263V254H261ZM24 256V255H23ZM33 256V255H32ZM39 256V255H38ZM59 256V255H58ZM105 256V257H104ZM120 256V257H119ZM139 256V257H138ZM232 256V258L234 259V257ZM246 256H247V254L245 255V258H246ZM258 256V255H257ZM256 256V257H257ZM50 257V256H49ZM90 257H92L91 259H90ZM134 257H137V258H134ZM152 259H151V258ZM159 257H160V259H159ZM168 258V259H165V260H163L164 258ZM229 257V256H228ZM227 257V258H228ZM231 257V256H230ZM250 257V256H249ZM35 258V257H34ZM56 258V257H55ZM126 258V259H125ZM127 258H133V259H130V260H132V261H130L129 262V260H127ZM162 258V259H161ZM173 258L175 259V260H173ZM225 258V257H224ZM240 258V257H239ZM242 258H244V254L242 255ZM244 258V259H245ZM260 258V257H259ZM5 259H7V260H5ZM44 260H45V258H43ZM54 259V258H53ZM94 259H95V261H94ZM106 259H104V260H106ZM138 260V261H136V260ZM140 259V260H139ZM148 261H147V260ZM150 259H151V261H150ZM241 259V258H240ZM250 259V258H249ZM262 259H263V257H262ZM1 260V259H0ZM107 260H109V259H107ZM134 260H135V262H134ZM155 260V262H153ZM167 260V261H166ZM222 260H223V258H222ZM225 260V259H224ZM247 261H248V259H246ZM251 260V259H250ZM250 260H249V262H250ZM254 260V259H253ZM261 260V259H260ZM264 260V259H263ZM41 262V263H36V262ZM121 263H120V262ZM161 261V262H160ZM173 261V262H172ZM175 261H177L176 263H174ZM199 261V262H198ZM202 261H203V263H202ZM225 261H227L228 262V260H225ZM229 261H230V259H229ZM243 261V260H242ZM242 261H240L239 260V262H238V264L240 263V264H244V263H241ZM2 262V263H3ZM4 262V263H5ZM9 262V261H8ZM8 262H7V264H8ZM51 262V261H50ZM106 262V261H105ZM105 262H103V263H105ZM111 262V261H110ZM110 262H108V264L110 263ZM140 262V263H139ZM150 262V263H149ZM152 262V263H151ZM197 262V263H196ZM205 262V263H204ZM227 262H225V264L227 263ZM234 261H232V263H233ZM236 262V261H235ZM249 262H247L248 264H249ZM259 262H262V261H259ZM49 263V262H48ZM47 263V264H48ZM55 263H56V260H55ZM113 263H114V261H113ZM113 263H111V264H113ZM157 263V264H158ZM192 263V264H193ZM222 263H224V262H222ZM229 263V262H228ZM237 263V262H236ZM257 263V262H256ZM255 263V264H256ZM1 264V263H0ZM6 264V263H5ZM63 264V263H62ZM99 264V263H98ZM102 264V263H101ZM106 264V263H105ZM115 264V263H114ZM250 264H253L252 262L250 263ZM258 264V263H257ZM261 264H263V263H261Z\"/></svg>",
	"mask_w": 264,
	"mask_h": 264
}]
</instances>
